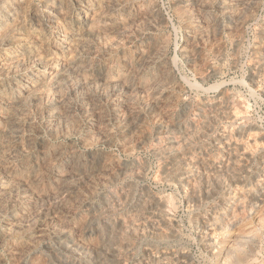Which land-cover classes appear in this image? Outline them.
Here are the masks:
<instances>
[{
  "label": "rangeland",
  "instance_id": "1",
  "mask_svg": "<svg viewBox=\"0 0 264 264\" xmlns=\"http://www.w3.org/2000/svg\"><path fill=\"white\" fill-rule=\"evenodd\" d=\"M6 1L8 2V0H0V12H1L0 13L1 14L0 15V23H1L0 24V54L6 53V52L12 50L14 48V46L18 45V44L24 45V49L25 48H27V49H25V52H24L25 54L23 53V55H19V57L17 59L12 61L13 63L12 62L9 63L6 60L2 59L1 55H0V59H1L0 60L1 61L0 62V67H1L0 72L1 73L5 72L4 75L0 73V75H1L0 81H2V82H0V97H1V95L3 96V99H2V97L0 98V109L2 110V111H0L1 112L0 113V120H1L0 121V136H1L0 137L1 138L0 139V171H2V172H0V183L5 182L4 184H0L1 185L0 189L2 190L3 197H4L3 202L1 204V207H0V264H40V263L45 264L44 262H46V264H63V263L64 264H76V263L77 264H91L92 263V259H91L92 255L93 256H95V255H94V251L92 252L90 250H94L96 248L95 252H98L97 250L100 251L101 249H104L105 247H108V246L111 248L114 246L112 248V252L114 250V252H113L114 258L110 257V255H108L107 259L104 261L105 263L107 262L106 264H115V263L116 264H123V263L124 264H173V263L174 264H264V159H263L264 158V60H263L264 55L262 57V54L264 53L263 52L264 46L262 47V45L264 44V36H263V34H264V28H263L264 27V25H263L264 24V0H257V1L251 0L254 3L251 2L250 0H248V1L247 0H245V1L240 0V2H241L240 6L241 7L239 6V3H240L239 0H231L232 4L235 5L234 7H236L237 10H241V11H238V13L241 14V12H242V14H241L242 18H241V22H239L238 24L233 23L231 25L230 29H229L230 26L227 24V22H224V21H227L224 18L225 15L222 13V11L220 13V10L217 7V1H219V0H212V2H211V0H209V1L208 0L207 1L206 0H204V1L198 0L200 2H196V4H195L196 6L193 5L194 9L191 7L189 9L191 11V12L189 11L190 17H187V18H190L189 22L187 21L188 19L186 20V17H183L182 12H178L177 8H175L177 0H131V1L130 0H123L124 2L122 0H118L119 1L118 4H120V5H118L116 3V2H118L117 0H99V1H101V3H99L98 0H90V1L89 0H82V1L76 0L77 2L75 0H72V1L71 0H64L63 2L65 3L67 10H68V16L69 17L71 16L70 18L73 21L68 22L67 25L57 24L56 26L55 25H49L44 20L43 21H35L31 17V13L33 14V11H36V10L42 8V6H43L42 3H44V0H27L28 1L27 4H26V0H18V1L17 0L16 1L15 0H13V1L9 0L10 3H6ZM108 1H109V3H106ZM114 1H116V2H114ZM132 1H133V3H132ZM227 1H230V0H227ZM235 1H237L236 4H235ZM4 2H5V5H4ZM24 2H25V4H24ZM206 2H209L208 6L206 5L207 4ZM243 2H245L246 4L248 2H250V4L248 3L247 4L248 6L247 5L243 6V4H244ZM114 3H116V4H114ZM197 3H198V5L201 4V6L200 5L198 6ZM22 4L25 6L27 5V6L25 7ZM75 4H76V6H75ZM114 5L116 7H114ZM124 5H126V6H124ZM1 6H2V8H1ZM14 6H17V7L15 8ZM33 6L34 7L36 6L37 9H35ZM77 6H79V7H77ZM144 6H145V8H144ZM197 6L200 9L199 8L197 9ZM203 6H205V7H203ZM237 6L240 7V9L237 8ZM242 6H243L244 10H242L243 9ZM250 6H252V9ZM27 7H28V9H27ZM86 7H87V9H91V12L92 13L94 12V14L95 13H99V14L102 13V12H100L101 9L103 11V13H102L103 16L100 14V16H102L103 18L101 17L100 20H97V22H96V24L98 23L97 25L93 24L91 26L94 28L90 27V29H83V27H82V21H83V14L82 13L86 9ZM104 7H105V9H104ZM127 7H129L130 9ZM206 7L207 8L211 7V8H208L209 9L208 10ZM3 8H5V10ZM13 8H15V9H13ZM99 8H100V10H99ZM107 8H108V10H107ZM111 8H114L115 10L114 9L111 10ZM203 8H205V9L203 10ZM215 8H216V10H215ZM246 9L249 11H247ZM206 10H208V12H206ZM17 11H18V13H17ZM77 11H79V12H77ZM111 11H113V12H111ZM195 11L198 14H196ZM193 12H195V14ZM246 12H248V13L246 14ZM20 13H22V14H20ZM141 13H144V15ZM148 13L149 14L151 13V14L149 15ZM155 13H157V14H155ZM145 14H147V16ZM177 14H179V15H177ZM140 15L143 17H141ZM148 16H149V18H148ZM110 17H112V18H110ZM132 17L134 19L133 21H131ZM201 17H202V19H201ZM205 17L209 21L206 20ZM1 18H3V20ZM10 18H12V19H10ZM24 18H26V20ZM143 18L145 20L142 21ZM211 18L214 20H212ZM16 19H18L20 22L17 21ZM149 19H150V21H149ZM110 20L113 22H111ZM138 20H140L139 23H137ZM146 20L150 23H148ZM32 21L33 22L35 21V22L33 23ZM115 21H117V22H115ZM207 21H208V23H205ZM22 22L25 25H23ZM41 22H44V23H41ZM76 22H77V24H76ZM219 22H221V23H219ZM114 23H115V25H114ZM4 24L7 28H5ZM21 24H22V26H21ZM41 24H44V25H41ZM69 25H70V27H69ZM204 25H205V27H204ZM221 25H222V28H221ZM226 25L228 26V28ZM241 25H242V28L240 27ZM30 26H31V28H30ZM38 26H39V28H38ZM66 26H67V28H66ZM124 26H126L125 28H127V29H125ZM214 26H215V29H214ZM236 26H237V28H236ZM115 27H117V28H115ZM9 28H10V30H9ZM121 28H122V30H121ZM51 29H52V31H50ZM79 29H80V31H79ZM81 29H82V31H81ZM202 29H204V30H202ZM205 29L207 30V32H205L206 31ZM231 29H234V30L232 31ZM238 29H239V31H237ZM66 30L69 31V34L70 33L73 34V37H71V34L69 37V39L71 38L70 39L71 43H77L78 44V48L77 47L74 48L73 52H72V47L68 46L66 43L67 39H64L65 38L64 35H65ZM71 30H72V32H71ZM201 30H202V32H201ZM14 31H16V32H14ZM91 31H94V32H91ZM32 32L34 33V35ZM204 32L206 33V35ZM211 32L214 35H212ZM216 32L219 34H217ZM14 33H16V34H14ZM18 33H20L21 35H19ZM74 33H75V37H74ZM102 33L104 36L102 35ZM106 33H108V34H106ZM109 33H111L112 35ZM116 33H118L119 35H117ZM191 33L196 34L197 37L199 35H201V36H199L195 40L196 41L195 42V41H192L191 39H193L192 37L196 36V35L191 34ZM7 34L8 35L10 34V37ZM99 34H100V36H99ZM11 35H13V36H11ZM93 35H95L96 38ZM16 36H17V38H15ZM126 36H127V39L129 37L130 42L126 39ZM207 36H209V37H207ZM261 36H263V38ZM83 37H85V38L83 39ZM108 37H109V39H108ZM21 39H23V40H21ZM42 39H44V40H42ZM91 39H93L92 42H91ZM118 39H119V41H118ZM259 39H260V41H258ZM2 40L5 42H3ZM19 40H20V43H19ZM27 40H28V42H27ZM214 40L216 42H214ZM16 41H17V43H16ZM108 41L111 42L109 45V47L111 46V49L108 47V44H109ZM120 41H122V42H120ZM119 42L121 43V46L119 45L120 44ZM162 42H163V45H162ZM257 42H259V43L257 44ZM84 43H86L87 46ZM126 43H127V45H126ZM217 43H218V46H217ZM106 44H107V46L105 48L104 46ZM115 44H117V45L115 46ZM157 44H159V45H157ZM160 44L162 46H160ZM81 45H82V47H81ZM113 46H115V47H113ZM148 46H150L149 49H148ZM158 46H160V47H158ZM58 47H59V49H58ZM162 47H163V49L161 50ZM253 47L261 48V51L258 52L261 54V56H260V54L257 53V51L253 50V49H255ZM53 48H57V49H53ZM33 49H35V50H33ZM75 49H78L77 52H75ZM152 49H153V53L151 51ZM201 49H202V51L203 50L204 51L203 52L199 51ZM3 50H4V52H3ZM58 50H59V52H58ZM80 50H82V51H80ZM85 50H87V51H85ZM104 50H106V51H104ZM158 50L160 53L157 52ZM44 51H45V53H44ZM55 51H57V52H55ZM62 51H64V52H62ZM78 51H80V52H78ZM189 51H193L192 53H193L194 57L196 58L197 66L195 69L191 65V63H189L185 59V55ZM206 52H207V54H206ZM253 52H254V55H253ZM87 53L90 56H88ZM49 54H51V55H49ZM77 54L79 57L77 56ZM140 54H142V56ZM147 54H149V56H147ZM150 54L152 57L150 56ZM159 54H161L162 57ZM70 55H73V56H70ZM82 56H84L86 58H83ZM98 56H100V57H98ZM140 56L142 57L143 60L145 58L146 59L143 62H141ZM57 57L59 59L61 58L60 61ZM88 57H90L91 59H89ZM147 57H148V59H150L149 57H151L152 59L154 57V60H152V59L147 60ZM204 57H205V60H202V59H204ZM255 57L257 58V60L260 59L259 61L261 63L259 62L260 66L258 65L256 67V76L254 77V79H251L250 77H251L252 68H253V66H255V63L257 62ZM39 59H40V61H39ZM166 60H167V62H166ZM169 61L170 62L173 61L172 63L174 65V68H173L172 73H170L168 71V67H166V66H168L167 63L168 64L170 63ZM25 62L26 63L28 62V63L26 64ZM44 62L46 64L51 63L50 65H52L54 67H56V64H57L56 68L53 67L50 69L51 71H54V73L56 74L55 75L56 77L53 76L54 73H51L50 76L48 74L44 75L42 73L45 70L44 67L46 66V64ZM65 62H67V63H65ZM73 62H75V63H73ZM79 62L81 65L78 64ZM71 63L75 67V69H74V67L70 68L72 66ZM143 63H145L149 67L144 66L145 64H143ZM204 63H206V64H204ZM262 63H263V65H262ZM63 64L66 67H64ZM203 64H204V66H202ZM23 65H24V67H23ZM16 66H17V68H16ZM82 66H84V67L82 68ZM130 66L132 68H130ZM9 67H10V69H9ZM63 67H64V69H63ZM86 67H88L89 69ZM127 67H128V69H127ZM191 67H193V68H191ZM20 68H21V70H20ZM149 68H150V70H149ZM259 68H260V70H259ZM22 69H23V71H22ZM69 69H71L72 71ZM80 69L83 71H81ZM10 70H11V72H10ZM55 70H57V71L55 72ZM105 70H106V72H103ZM161 70L162 71L166 70V71L162 72ZM17 71H18V73H17ZM28 71H29V73H28ZM69 72H70V74H69ZM140 72H141V74H140ZM161 72H162V76L159 75V74H161ZM138 73H139V75H138ZM142 73H144V74H142ZM35 74H40V76H39V81L37 82V84L35 86V88H36L35 94L31 95V93H29L25 90L26 89L25 85H27L29 83L30 78ZM61 74H63V75H61ZM78 74L80 76H83V74H84L85 76L80 77ZM163 74H166V75H163ZM24 75H25V77H24ZM60 75L63 77H61ZM71 75H72V77H71ZM102 75L104 77L106 76L105 79L101 78V77H103ZM134 75L136 77V78L134 77L135 79L133 78ZM143 75L144 76L146 75V76L144 77ZM51 76H53L54 78ZM65 76H66V78H65ZM68 76L70 79H68ZM151 76H152V78H151ZM5 77H7V78H5ZM41 77H43V78H41ZM76 77H77V79H76ZM85 77H87L89 79L85 80ZM143 77H144V79H143ZM64 78H65V80H64ZM120 78H121V80H120ZM124 78H126V79L128 78L129 80L128 79L126 80ZM137 78L138 79L141 78V79L138 80ZM147 78H150V79L148 80ZM171 78L173 80H171ZM103 79L104 80L107 79L106 80L107 82L104 81ZM152 79H153V81H152ZM158 79L161 81L160 83H159ZM72 80H77V81H72ZM122 80L123 81L125 80L126 82L127 81L128 82L124 83ZM253 80H254V82H253ZM48 81H50V82H48ZM57 81L59 83H63V85L59 84ZM86 81L89 84H87ZM100 81H102V82H100ZM129 81H130V83H129ZM154 81H156V83ZM163 81H164V84H165V82H167L168 85H166V84L164 85ZM251 81H252V83H251ZM10 82H13L14 84L10 83ZM77 82L80 84H78ZM121 82H123V83H121ZM136 82L138 84H136ZM143 82H144V84H143ZM187 82H190V83H187ZM193 82H195V83H193ZM223 82H224V84H223ZM66 83H67V85H66ZM119 83L121 85H119ZM141 83L143 86L146 85L144 87H147V89L144 88L143 86H141ZM148 83H149V86L151 83V86L149 87L150 89H148ZM158 83H159V85H158ZM170 83H172V85ZM102 84H104V85H102ZM131 84H132V87L130 86ZM161 84H162V86H161ZM174 84L176 87L174 86ZM48 85L50 87H48ZM68 85L70 87L71 86L72 87L70 88ZM126 85H128V86H126ZM135 85H136V87H135ZM153 85H154V87H152ZM2 86H4V87H2ZM62 86H65V87H62ZM87 86H88V88H87ZM121 86L123 87V89L124 88L125 89L123 90L121 88ZM166 86H169V89ZM53 87H54V89H53ZM57 87H59L58 91H57ZM82 87L85 89L83 90ZM114 87H116V89ZM138 87H141V88H138ZM156 87H157V89H155ZM163 87H166L168 89V91L166 92L167 94L165 95L166 97L164 96L163 100L160 99L161 101L159 100L160 101L159 104H155L156 102L152 103L151 100L155 101V97H157L156 94L159 93L158 90L161 91L163 89ZM215 87H217V88H215ZM17 88H18V90H17ZM47 88H50V89L47 90ZM111 88H113V90ZM128 88L130 90L131 89L132 90L130 91ZM151 88L154 90L152 91ZM219 88H224L225 91L228 92L227 94H230L232 96V99L234 101L237 100L238 103L237 102L235 103L233 101L234 102L233 107L236 110H238V109L239 110L237 112L233 108L234 109L233 112L235 113V115L237 114L238 116L236 115V118H235L236 120L234 119V120L223 121L224 119L223 120L221 119V121H223V122H221L220 120H216L214 123L215 126L213 124H211V126H209L210 127L209 128L208 125L210 123L207 124L208 123L207 119H209V117H208L207 112H205L204 107H202V106L206 100H210L208 98H211L213 100L218 95V89ZM61 89L62 90L64 89L63 91L65 94L62 92ZM73 89H74V91H73ZM139 89L144 91V94H142L143 92L140 91ZM59 90L61 92H59ZM119 90H120L121 94H120ZM182 90H184V91H182ZM22 91H24V92H22ZM38 91L40 93L42 92L39 96H37L39 94ZM129 91H130V93H128ZM147 92L148 93L150 92V93L148 94ZM154 92H156V94H154ZM7 93H8V96H7ZM55 93H56V95H54ZM151 93L156 95V96H153ZM129 94H130V97H129ZM50 95H51V97H50ZM61 95H63L64 98L61 97ZM27 96H28V98H27L28 100H26V98H25ZM66 96L68 99L65 98ZM48 97L51 99H49ZM126 97H127V99H128V97L129 98L132 97L133 99H130V101H129V99L127 100ZM44 98L46 100H43ZM57 98H58V100H57ZM17 99H21V101H20L21 104L20 103L15 104L16 103L15 101ZM52 99H53V101H52ZM105 99H106V101H105ZM109 99H111V100H109ZM177 99L178 100L180 99V100L177 101ZM183 99H185V100H183ZM239 99H240V101H239ZM107 100H108V102H107ZM28 101H29V103L24 104V102H28ZM47 101H49V102L47 103ZM57 101H59L60 103ZM113 101H114V103H113ZM126 101H128L127 103L128 104L130 103V104L128 105L126 103ZM34 102H36V103H34ZM149 102H151L153 105ZM167 102L169 104V105L167 104L168 106L165 104ZM3 103H5V104H3ZM45 104H47V105H45ZM52 104H53V107L55 106L54 108L52 107ZM104 104L105 105L107 104L106 105L107 107ZM118 104H119V106H118ZM132 104H134V105H132ZM161 104H163V105H161ZM31 105H32V107H31ZM65 105H66V108L64 107ZM99 105H101L102 107L104 106L105 108L104 107L101 108ZM127 105L129 106V108L133 107V108H131L132 110L128 109ZM130 105H132V106H130ZM10 106H11V109H10ZM49 106H51V107H49ZM112 106H114L113 107L114 109L112 108ZM188 106H190V107H188ZM149 107H151V108H149ZM178 107H180V108H178ZM181 107L184 109H182ZM238 107H240V108H238ZM3 108H4V110H3ZM19 108H20V110H19ZM94 108H96V109H94ZM160 108H162V109H160ZM172 108L174 109V111ZM14 109H16L17 112ZM64 109H66V110H64ZM69 109H70V111H69ZM97 109H100V110L97 111ZM106 109L108 112L105 111ZM124 109H125V111H124ZM152 109H154V110H152ZM240 109H242V110H240ZM52 110H54V112H52ZM120 110H121V112L123 110L122 114H120L121 113ZM133 110L135 113L132 112ZM157 110H158V112H157ZM161 110H162V112H161ZM196 110H198V111H196ZM9 111H11V112H9ZM57 111L58 112L60 111V112L58 113ZM103 111L106 112V115H105V112H103ZM126 111H127V113H126ZM128 111H129V113H128ZM152 111H154V112H152ZM239 111H241V113ZM111 112H114V113H112L113 115L111 114ZM116 112L118 115L116 114ZM189 112H190V114H188ZM199 112H201V113H199ZM57 113H58V115H57ZM137 113H139V114H137ZM162 113H163V115H162ZM11 114H12V117L10 118ZM48 114H49V116H48ZM52 114L54 115V117ZM64 114H66V115H64ZM109 114H110V116H109ZM167 114H169V115H167ZM203 114H205V115H203ZM8 115H9V117H8ZM90 115L92 116V118L90 117ZM102 115H103V117H102ZM131 115H132V117L133 116L134 117L132 118ZM135 115H137L138 117ZM174 115L177 117H175ZM183 115L185 116V120L187 119L186 121L184 120ZM198 115H199V117H198ZM16 116H19V117H16ZM106 116H108V117H106ZM113 116H116V117H113ZM187 116H189V118H187ZM50 117H51V119H50ZM96 117H98L100 119H98ZM127 117H129V118H127ZM162 117H164V118H162ZM167 117L170 119H166ZM205 117H206V119H204ZM16 118H17V120H16ZM18 118H19V120H18ZM52 118H56L58 121L55 119L52 122ZM66 118H67V120H65ZM110 118H112V119H110ZM124 118H126V120ZM161 118H162V120H159ZM201 118H203L204 121L207 120L206 121L207 123L206 122L204 123L203 119H201ZM85 119L86 120L88 119L89 121L87 120L88 121L87 122V121H85ZM120 119H122L121 120L122 122L118 123V121H120ZM91 120H92V122H90ZM98 120H100V121H98ZM104 120H105V122H104ZM179 120H180V122L181 121L184 122L183 125H185V126L189 125V128H188L189 131H187L186 134L184 132H183V134L181 132H180L181 134H179L178 128H177L178 122L176 123V121H179ZM126 121H128V123L129 122L130 123L126 124L127 123ZM187 121H191V122H187ZM218 121H219V123H218ZM95 122H97V123H95ZM168 122H170V123H168ZM202 122L204 123V125H201ZM51 123H53L52 124L53 126L51 125ZM87 123H89V124H87ZM115 123H117V124H115ZM174 123H176V124H174ZM195 123H197V124L195 125ZM216 123H217V125H216ZM170 124H173V126ZM198 124H200V126H201L199 129L197 128V127H199ZM230 124H232V125H230ZM97 125H99V126H97ZM136 125L139 126V129L137 128ZM15 126L17 128H15ZM175 126H176V128H175ZM195 126H197V127L194 130ZM247 126H250V128L253 126L252 127L253 128V132H252L253 134L248 133L249 127H247ZM215 127L217 130L215 129ZM222 127L223 128L225 127V128L223 129ZM227 127H229V128H227ZM230 127H232V128L230 129ZM18 128H20V129H18ZM119 128H121V129H119ZM126 128L129 130H127ZM133 128H134V130H133ZM164 128H165V130H164ZM167 128L171 129V130L169 129L170 133H169V130L167 131ZM204 128H206V129H204ZM236 128H238V130L240 129L239 131H241V132L244 131L240 138L235 137V135H236L235 133L238 132V130ZM16 129H17V131H16ZM172 129H174V130H172ZM200 129L202 131V134L204 133L206 136L204 134L202 136ZM228 129H230V130H228ZM254 129H256V130H254ZM159 130H161V131H159ZM205 130H207V132ZM123 131H124V133H123ZM190 131H192V134ZM194 131L197 134H195ZM10 132H17V133L13 134ZM131 132L132 133L134 132L133 135ZM217 132H219V133H217ZM221 132H223V134H225V140H227L226 141L227 143H231V142L235 141V139H236L235 142L237 144L241 143L240 146L243 147V149L248 148L247 151L244 149L245 156L243 158L246 160L241 158V159H239L240 161L239 160L236 161L235 163L238 162L237 164H233V165L229 166L230 171L228 170L226 172L224 169H221V170L215 171L214 175H213V172H211V173H209L210 175L206 174V178H205V176L201 177V175L203 174V171L200 170L201 168L198 166V164H196V160H198V158H200V157H205V155H206V158H208V160L211 159L210 161H212V162H218V165L220 164L221 167L225 166V163H226L224 160L225 157L223 156V152H221V150L218 146L219 144L217 142L218 137H219ZM233 132H235V133L233 134ZM245 132H246V134H245ZM18 133H19V135H18ZM166 133L168 136L165 135ZM187 133L189 134V136L187 135ZM228 133L230 136H228ZM135 134H137V135H135ZM184 134L192 142L188 141V139L185 138ZM207 134H209V135H207ZM250 134H252L253 137ZM9 135H10V137H9ZM178 135H180V141L182 140L181 142L178 140L179 139ZM126 136H128V137H126ZM181 136H182V139H181ZM214 136H216V137H214ZM250 136L253 138V140L251 139ZM2 137H5V138H2ZM260 137H261V139H260ZM126 138L128 140H126ZM210 138H211V140H209ZM230 138H231V140H230ZM233 138H235V139H233ZM254 138L258 141H254L255 140ZM153 139L156 141H154ZM158 139H160L161 144H159V141H157ZM165 139H167V140H165ZM173 139L175 141H173ZM185 139H187V140H185ZM152 140H153V142H152ZM168 140H170V141H168ZM2 141H3V143H2ZM193 141H194V143H193ZM211 141H212V143H210ZM250 141H253V142H250ZM155 142H156V144L158 143L157 145L159 147L157 145H155ZM176 142H177V145L174 144ZM200 142L202 143L203 146L201 145ZM204 143H205V145H204ZM11 144L13 147L11 146ZM185 144H187L188 146H186ZM165 146H167V147H165ZM173 146H175V147H173ZM11 147H12V149H11ZM212 147H215V148H212ZM5 148H7L8 151ZM180 148H182V149H180ZM197 148H200V149L197 150ZM218 148H219V150H218ZM155 149H157L158 152ZM186 149H188V150H186ZM207 149L210 151H208ZM173 151H174V153H173ZM5 152L8 154L10 153V155L6 154ZM14 152H15V154H14ZM11 153H13V154H11ZM176 153L177 154H179V153L183 154L184 153V154H187V156L189 155L188 161L189 162L191 161L190 164L193 166H191L190 164H188V162H186V168H185V165H184L185 163L179 162V159L176 157ZM206 153H208V154H206ZM3 154H5V155H3ZM191 154H192V156H191ZM196 154L198 155V157ZM12 155L14 156V158ZM171 155H172V157L170 158ZM3 156H7V157H5V159H4ZM76 156H78V157L76 158ZM194 156H196V157H194ZM209 156H210V158H209ZM218 156H220V157H218ZM222 156H223V158H221ZM91 157L94 159H92ZM249 157H251V158H249ZM257 157L260 161L257 159ZM260 157L262 158L263 161L261 160ZM216 158H217V160H216ZM218 158H221V159L219 160ZM8 159H11V160H8ZM89 159H91V161ZM223 160H224V162H223ZM81 161H83L82 164H81ZM86 161H88L89 163L88 162L86 163ZM106 161H107V163H106ZM175 161H177L179 164L176 163ZM193 161L195 162L194 164H193ZM241 161H243V162H241ZM103 162H105L106 164ZM171 162H173V163H171ZM2 164L6 165V166H4ZM128 164H129V168H128ZM1 165L4 166L5 168L2 167ZM60 165H61V167H60ZM188 165H190V166H188ZM234 165L236 166L235 168L238 170H236L234 168ZM240 166H241V170H240ZM254 166H255V168H254ZM182 167H183V170H182ZM189 167H190V169H192L194 171L193 172H192V170L190 171ZM89 168L91 171L89 170ZM175 168H177V169H175ZM124 169H125V171H126V169L128 171H126V173H124V171H122ZM5 170H7V171H5ZM238 171H239V173H237ZM248 171H250V172H248ZM13 172H14V174H13ZM91 172H93L94 174L93 173L91 174ZM78 173H79V175H77ZM87 173H89L91 175H88ZM216 173H217V177H216ZM235 173H236V175H235ZM247 173H249V175ZM252 173H254V174H252ZM132 174H134V175H132ZM187 174H188V176H187ZM218 174L221 175L223 178L221 176H219ZM225 174L228 175L230 178L228 176H226ZM238 174H240V175H238ZM243 174H245L244 175L245 177L243 176ZM20 175L22 177H20ZM71 175H72V178L74 179V181H73V179H71ZM192 175H193V177H192ZM234 175L236 178L234 177ZM4 176L6 178H4ZM11 176H13L14 179ZM75 176H76V178H75ZM61 177L63 178V180ZM137 177H140V178H137ZM190 177H191V179H190ZM207 177H208V179H207ZM226 177L228 178V180H226V182H225ZM7 178H8V180H7ZM20 178H22V179H20ZM59 178H61V179H59ZM98 178L99 179L104 178V179H101L99 181ZM244 178L246 181L244 180ZM1 179H2V181H1ZM78 179H79V181H78ZM230 179H232V180H230ZM27 180H28V182H27ZM80 180L82 183L80 182ZM194 180H196V181H194ZM15 181H17V182H15ZM103 181H105V182H103ZM30 182H32V183L30 184ZM77 182H79V183L77 184ZM205 182L210 183L212 186L210 184L205 183ZM14 183H16V184H14ZM74 183H76V184H74ZM8 184L10 185V187ZM191 184H193V185H191ZM199 184L200 185L203 184V185L200 186ZM232 184H234V185H232ZM2 185H6V187L5 186L2 187ZM24 186L27 187L26 189H28V188L29 189L26 190ZM192 186H194V187L192 188ZM203 186L204 187L207 186L208 188L207 187L204 188ZM14 187H15L16 191L14 190ZM20 187L22 190L20 189ZM126 187H127V189H126ZM16 188L17 189L19 188V189L17 190ZM196 188H198V190ZM203 188H204V190H203ZM224 188H225V190H224ZM142 189H143V192H142ZM191 189H193V190H191ZM205 190L209 191V192L205 193ZM210 190H212V191H210ZM21 191H23V192H21ZM252 191H254V192H252ZM4 192H6V193H4ZM111 192H112V194H111ZM226 192H227V194H226ZM156 193H157V195H156ZM193 193H195V196ZM204 193L208 197L203 196ZM5 194L8 196H6ZM19 194H20V196H18ZM23 194H25L26 196ZM120 194H122V195H120ZM147 194L148 195L150 194V195L148 196ZM153 195H154V197H157L158 195L159 196L165 195L164 197H167V198H165V200H167L166 203H169V202L174 203L172 205H170L171 203L169 204L170 210H168L166 214L162 213L160 211V209H158L155 206H154L155 209L153 210V212H152V210L149 209L150 207H151V209H153L152 208L153 206L151 205V203H153V202H151V200H152L151 196H153ZM168 195H169V198H168ZM249 195H251V196H249ZM109 196H111V197L113 196V197L109 198ZM193 196H194L195 200H194ZM260 196H262L263 198ZM8 197H10V198L8 199ZM103 198H105V199H103ZM116 198H118V199H116ZM119 198H121V199H119ZM143 198H144L145 202L143 201ZM146 198H148V199H146ZM246 198H247L248 202L246 201ZM10 199H14V200L16 199V200L14 201V200H10ZM170 199H171V201H169ZM111 200L114 202L113 204H112ZM147 200H149V201H147ZM222 200H224V201H222ZM15 202H16V204H15ZM94 202H96V203H94ZM142 203H143V205H142ZM144 203H146L147 205L145 206ZM114 204H115V208L113 209ZM137 204H139V205L137 206ZM6 205H8V206H6ZM2 206H4V207H2ZM9 206H10V208H9ZM233 206H234V208H233ZM87 207H88V209H87ZM142 207H144V208H142ZM116 208H117V211L115 212ZM145 208L149 209L150 211H148ZM156 208H157V210H156ZM111 209L113 210V212ZM171 209H174V210H171ZM83 210H84V213L87 215L84 218H83V216H84ZM107 210H108V212H107ZM118 210H120V212H119L120 214L118 213ZM79 211H80V213H79ZM105 211H106V214L104 213ZM6 213H8V215ZM99 213H102V214H99ZM135 213H137V214H135ZM156 213H160V214L157 215ZM131 214L132 215L134 214L132 217L135 216L134 218H136V219H134V220H136L135 222H137V223H134V220L132 218H130ZM160 215H162L163 217L162 216L160 217ZM81 216L83 219L81 218ZM105 216H107V217L105 218ZM145 216H147L151 222H154V219H155V222H154L155 225L149 226L146 223H143V221H145V218H146ZM87 217L90 220H88ZM100 217H101V219H100ZM112 217H113V219H112ZM137 217H139V218L137 219ZM142 217H143V219H142ZM166 217L168 219L170 218L168 220V222H167ZM118 219H120V220H118ZM83 220H86L87 222L83 221ZM129 220H130V222H131V220H133L132 221L133 223L132 222L128 223ZM161 220L163 221V223L161 222ZM99 221H101V222H99ZM84 222H85V224H84ZM210 222H211V224H209ZM58 223H59V225H58ZM66 223H67V225H69V228H70L69 231H68V229H69L68 226L66 227L65 225H62V224H66ZM100 223H101V225H100ZM138 223L139 224L141 223L140 224L141 226ZM132 224H138L139 227L136 225L132 226ZM204 224H205V226H204ZM79 225H81V226H79ZM94 225L95 226L97 225V227L98 228L100 227V229H98ZM104 225L108 226V228ZM112 225L114 227H112ZM122 225H124V226L126 225V226L124 227ZM84 226L86 227V229H84L85 228ZM89 227H90V229H89ZM123 227L129 229V231L127 229H125V230L122 229ZM132 227H133V230H132ZM137 227L139 229H141L142 233H140V231L138 230ZM148 227H150V228H148ZM151 227L152 228L155 227L156 229L155 228L152 229ZM158 227H160V228H158ZM109 228H111V229H109ZM112 228H117V229L119 228V229L117 230V229H112ZM103 229H105L106 231ZM151 229L153 232L155 231L154 232L155 234L157 233L156 236L152 231H150ZM55 230H57V231L55 232ZM78 230H80L79 234L77 233ZM157 230H159V231L157 232ZM59 231L66 232L68 235L72 234L73 235V236L71 235L72 237L77 236L75 238L80 239V241L82 240L81 241L82 244L86 245V246L84 245L85 248H87V249L91 248L90 250H88V253H87L89 256L88 255L86 257L83 256L87 252V250H84V248L83 249L78 248V250L76 249L74 251L75 253L73 251L65 249V247L62 246L63 245V242H61L62 239H59V237H58L57 232H59ZM92 231H94V232H92ZM137 231H139V232H137ZM176 231H177V233H176ZM88 232L90 233V235ZM97 232L99 235H97ZM99 232H101V233H99ZM115 232H117L118 234ZM121 232H123V233H121ZM151 232H152V234H151ZM174 232L176 234H174ZM76 233H77V235H76ZM108 233L110 235V236L108 235L109 237L107 236ZM127 233L130 235H128ZM205 233H207L206 236H205ZM114 234H116V235H114ZM210 234H212V236H210ZM120 235H123L122 238H125V240L122 239ZM162 235H164V236H162ZM113 237L116 240H114ZM99 238H101V239H99ZM110 238L113 240H111ZM119 238H121L122 240ZM55 239H56V241H55ZM87 239L90 241V243ZM127 239H129V240H127ZM121 241H123V242H121ZM213 241H215V242H213ZM101 242L104 244V246L106 244L108 246H105V247L103 246L104 248L101 247L103 245ZM106 242H108V243H106ZM111 242H112V244H111ZM203 242L206 243L207 245L204 244ZM119 243H120V245H119ZM122 243L124 246L122 245ZM127 243H128V245H127ZM89 244H91V245L89 246ZM115 244H117V246L119 245L118 248H120V247L121 248L120 249L116 248L117 246H115ZM92 245H93V247H92ZM95 245H96V247H95ZM208 245L210 247H208ZM125 247H127V248H125ZM205 247H207V249ZM60 248H61V250H60ZM115 249H117V250H115ZM69 251L71 253H69ZM118 251H120V252H118ZM124 251L126 254L123 253ZM56 252H58L60 254H58ZM76 252H78V253H76ZM90 252H92V253H90ZM82 253H83V255H82ZM64 255H66V256H64ZM71 256H73L75 259ZM55 257H56V259H55ZM81 258H83L84 260ZM87 258H90V259H87ZM170 260L172 261V263ZM58 261H59V263H58ZM81 261H82V263H81Z\"/></svg>",
  "mask_w": 264,
  "mask_h": 264
},
{
  "label": "bare ground",
  "instance_id": "2",
  "mask_svg": "<svg viewBox=\"0 0 264 264\" xmlns=\"http://www.w3.org/2000/svg\"><path fill=\"white\" fill-rule=\"evenodd\" d=\"M10 1H13V0H10ZM15 1H16V0H15ZM17 1H18V0H17ZM63 1H64V0H48V1H47V0H44V3H42V4H43L42 8H41V9H38V10H36V11H33V14L31 13V17H32L35 21H43V20H44V21H45L46 23H48L49 25H55V26H56L57 24H59V25H60V24L67 25L68 22H72L73 20L70 18L71 16H70V17L68 16V10H67V7H66V5H65V3H64ZM71 1H72V0H71ZM75 1H76V0H75ZM81 1H82V0H81ZM89 1H90V0H89ZM98 1H99V0H98ZM117 1H118V0H117ZM122 1H123V0H122ZM130 1H131V0H130ZM203 1H204V0H203ZM206 1H207V0H206ZM208 1H209V0H208ZM241 1H245V0H241ZM247 1H248V0H247ZM247 1H246V2H247ZM250 1H251V0H250ZM253 1H254V0H253ZM253 1H251V2H253ZM256 1H257V0H256ZM256 1H255V2H256ZM27 2H28V1L26 0V4H27ZM76 2H77V1H76ZM111 2H112V1H111ZM111 2H110V3H111ZM114 2H116V1H114ZM120 2H121V1H120ZM123 2H124V1H123ZM135 2H136V1H135ZM143 2H144V1H143ZM143 2H142V3H143ZM196 2H200V1H198V0H177V3H176L175 8H177L178 12H182L183 17H186V20L188 19L187 21L189 22L190 18H187V17H190V16H189V11H190L189 9H190V7L194 9L193 5H195ZM211 2H212V0H211ZM236 2H237V1H235V4H236ZM239 2H240V0H239ZM1 3H2V2H1ZM6 3H10L9 0H8V2L6 1ZM20 3H21V2H20ZM20 3H19V4H20ZM66 3H67V2H66ZM82 3H83V2H82ZM92 3H93V2H92ZM95 3H96V2H95ZM99 3H101V1H99ZM106 3H109V1L106 2ZM116 3L118 4L119 1L116 2ZM116 3H114V4H116ZM121 3H122V2H121ZM132 3H133V1H132ZM138 3H139V2H138ZM144 3H145V2H144ZM206 3H207L206 5L208 6V5H209V4H208L209 2H206ZM243 3H244L243 6H244V5H247L248 3L250 4V2H248L247 4H246L245 2H243ZM253 3H254V2H253ZM14 4H15V3H14ZM24 4H25V2H24ZM29 4H30V3H29ZM67 4H68V3H67ZM70 4H71V3H70ZM79 4H80V3H79ZM111 4H112V3H111ZM135 4H136V3H135ZM240 4H241V2L239 3V6H240ZM2 5H3V4H2ZM4 5H5V2H4ZM4 5H3V6H4ZM20 5H21V4H20ZM20 5H19V6H20ZM22 5H23V4H22ZM30 5H31V4H30ZM33 5H34V4H33ZM88 5H89V4H88ZM105 5H106V4H105ZM118 5H120V4H118ZM142 5H143V4H142ZM144 5H145V4H144ZM197 5H198V3H197ZM199 5L201 6V4H199ZM199 5H198V6H199ZM204 5H205V4H204ZM23 6H25V5H23ZM26 6H27V5H26ZM26 6H25V7H26ZM38 6H39V5H38ZM69 6H70V5H69ZM71 6H72V5H71ZM75 6H76V4H75ZM106 6H107V5H106ZM124 6H126V5H124ZM130 6H131V5H130ZM149 6H150V5H149ZM195 6H196V5H195ZM198 6H197V9L199 8ZM234 6H235V5L232 4L231 0H230V1H227V0H219V1H217V7H218V9L220 10V13H221V11H222V13L225 15L224 18H225V20H227V21H224V22H227V24L230 26L229 29L231 28V25H232L233 23H237V24H238L239 22H241V18H242V17H241V16H242V15H241L242 12H241V14L238 13V11H241V10H237L236 7H234ZM243 6H242V8H243ZM247 6H248V5H247ZM6 7H7V6H6ZM6 7H5V8H6ZM14 7L16 8L17 6H14ZM33 7H34V6H33ZM77 7H79V6H77ZM96 7H97V6H96ZM107 7H108V6H107ZM111 7H112V6H111ZM114 7H116V6L114 5ZM119 7H120V6H119ZM131 7H132V6H131ZM152 7H153V6H152ZM203 7H205V6H203ZM214 7H215V6H214ZM214 7H213V8H214ZM240 7H241V6H240ZM240 7L237 6V8H239V9H240ZM245 7H246V6H245ZM250 7H251V9H252V6H250ZM1 8H2V6H1ZM5 8H3V9L5 10ZM15 8H13V9H15ZM23 8H24V7H23ZM34 8L37 9L36 6H35ZM71 8H72V7H71ZM73 8H74V7H73ZM81 8H82V7H81ZM127 8H129V7H127ZM136 8H137V7H136ZM144 8H145V6H144ZM144 8H143V9H144ZM206 8H207V7H206ZM208 8H211V7H208ZM208 8H207V9H208ZM248 8H249V7H248ZM7 9H8V8H7ZM9 9H10V8H9ZM21 9H22V8H21ZM21 9H20V10H21ZM24 9H25V8H24ZM27 9H28V7H27ZM35 9H34V10H35ZM104 9H105V7H104ZM112 9H114V8H111V10H112ZM129 9H130V8H129ZM133 9H134V8H133ZM193 9H192V10H193ZM199 9H200V8H199ZM204 9H205V8H203V10H204ZM31 10H32V9H31ZM71 10H72V9H71ZM71 10H70V11H71ZM93 10H94V9H93ZM96 10H97V9H96ZM99 10H100V8H99ZM107 10H108V8H107ZM114 10H115V9H114ZM117 10H118V9H117ZM120 10H121V9H120ZM120 10H119V11H120ZM131 10H132V9H131ZM134 10H135V9H134ZM140 10H141V9H140ZM195 10H196V9H195ZM201 10H202V9H201ZM208 10H209V9H208ZM208 10H206V12H208ZM215 10H216V8H215ZM242 10H244V8H243ZM246 10H247V9H246ZM253 10H254V9H253ZM24 11H25V10H24ZM119 11H118V12H119ZM147 11H148V10H147ZM152 11H153V10H152ZM154 11H155V10H154ZM247 11H249V10H247ZM21 12H22V11H21ZM26 12H27V11H26ZM73 12H74V11H73ZM73 12H72V13H73ZM77 12H79V11H77ZM100 12L103 13L102 9L100 10ZM107 12H108V11H107ZM111 12H113V11H111ZM137 12H138V11H137ZM190 12H191V11H190ZM195 12H196V11H195ZM195 12H193V13L195 14ZM203 12H204V11H203ZM203 12H202V13H203ZM218 12H219V11H218ZM0 13H1V12H0ZM17 13H18V11H17ZM23 13H24V12H23ZM72 13H71V14H72ZM102 13H100V14L102 15ZM105 13H106V12H105ZM151 13H152V12H151ZM151 13H150V14H151ZM244 13H245V12H244ZM247 13H248V12H246V14H247ZM249 13H250V12H249ZM20 14H22V13H20ZM24 14H25V13H24ZM26 14H27V13H26ZM79 14H80V13H79ZM82 14H83V21H82V27H83V29H90V27H91L93 24H96L97 20H100L101 17L103 16V15L100 16L99 13H95V14H94V12L92 13V12H91V9H87V7H86V9L83 11ZM106 14H107V13H106ZM109 14H110V13H109ZM130 14H131V13H130ZM132 14H133V13H132ZM141 14L144 15V13H141ZM148 14H149V13H148ZM150 14H149V15H150ZM153 14H154V13H153ZM155 14H157V13H155ZM196 14H198V13L196 12ZM211 14H212V13H211ZM0 15H1V14H0ZM6 15H7V14H6ZM10 15H11V14H10ZM12 15H13V14H12ZM75 15H76V14H75ZM121 15H122V14H121ZM125 15H126V14H125ZM128 15H129V14H128ZM145 15L147 16V14H145ZM177 15H179V14H177ZM203 15H204V14H203ZM249 15H250V14H249ZM28 16H29V15H28ZM72 16H73V15H72ZM140 16H141V15H140ZM155 16H156V15H155ZM194 16H195V15H194ZM198 16H199V15H198ZM210 16H211V15H210ZM25 17H26V16H25ZM31 17H30V18H31ZM76 17H77V16H76ZM104 17H105V16H104ZM112 17H113V16H112ZM112 17H110V18H112ZM136 17H137V16H136ZM136 17H135V18H136ZM141 17H143V16H141ZM141 17H140V18H141ZM144 17H145V16H144ZM150 17H151V16H150ZM206 17H207V16H206ZM206 17H205V18H206ZM214 17H215V16H214ZM221 17H222V16H221ZM5 18H6V17H5ZM16 18H17V17H16ZM19 18H20V17H19ZM21 18H22V17H21ZM32 18H31V19H32ZM102 18H103V17H102ZM106 18H107V17H106ZM110 18H109V19H110ZM123 18H124V17H123ZM123 18H122V19H123ZM146 18H147V17H146ZM148 18H149V16H148ZM152 18H153V17H152ZM192 18H193V17H192ZM243 18H244V17H243ZM1 19L3 20V18H1ZM10 19H12V18H10ZM24 19L26 20V18H24ZM77 19H78V18H77ZM77 19H76V20H77ZM117 19H118V18H117ZM117 19H116V20H117ZM125 19H126V18H125ZM138 19H139V18H138ZM201 19H202V17H201ZM201 19H200V20H201ZM209 19H210V18H209ZM211 19H212V18H211ZM5 20H6V19H5ZM16 20L19 21L18 19H16ZM27 20H28V19H27ZM119 20H120V19H119ZM133 20H134V19H133V17H132V20H131V21H133ZM135 20H136V19H135ZM143 20H145V19L143 18L142 21H143ZM186 20H185V21H186ZM206 20H208V19L206 18ZM206 20H205V21H206ZM212 20H214V19H212ZM30 21H31V20H30ZM35 21H34V22H35ZM110 21H111V20H110ZM131 21H130V22H131ZM139 21H140V20H138L137 23H139ZM142 21H141V22H142ZM146 21H147V20H146ZM149 21H150V19H149ZM187 21H186V22H187ZM208 21H209V20H208ZM208 21L205 22V23H208ZM242 21H243V20H242ZM245 21H246V20H245ZM19 22H20V21H19ZM23 22H24V21H23ZM23 22H22V24H23ZM32 22H33V21H32ZM34 22H33V23H34ZM111 22H113V21H111ZM115 22H117V21H115ZM119 22H120V21H119ZM147 22H148V21H147ZM191 22H192V21H191ZM41 23H44V22H41ZM78 23H79V22H78ZM101 23H102V22H101ZM123 23H124V22H123ZM132 23H133V22H132ZM142 23H143V22H142ZM148 23H150V22H148ZM148 23H147V24H148ZM213 23H214V22H213ZM219 23H221V22H219ZM242 23H243V22H242ZM0 24H1V23H0ZM22 24H21V26H22ZM76 24H77V22H76ZM76 24H75V25H76ZM97 24H98V23H97ZM97 24H96V25H97ZM112 24H113V23H112ZM112 24H111V25H112ZM117 24H118V23H117ZM127 24H128V23H127ZM135 24H136V23H135ZM145 24H146V23H145ZM216 24H217V23H216ZM225 24H226V23H225ZM17 25H18V24H17ZM23 25H25V24H23ZM28 25H29V24H28ZM41 25H44V24H41ZM59 25H58V26H59ZM79 25H80V24H79ZM114 25H115V23H114ZM131 25H132V24H131ZM148 25H149V24H148ZM201 25H202V24H201ZM201 25H200V26H201ZM205 25H206V24H205ZM205 25H204V27H205ZM223 25H224V24H223ZM239 25H240V24H239ZM245 25H246V24H245ZM263 25H264V24H263ZM4 26H5V24H4ZM35 26H36V25H35ZM129 26H130V25H129ZM134 26H135V25H134ZM139 26H140V25H139ZM145 26H146V25H145ZM206 26H207V25H206ZM208 26H209V25H208ZM226 26H227V25H226ZM226 26H225V27H226ZM234 26H235V25H234ZM237 26H238V25H237ZM237 26H236V28H237ZM1 27H2V26H1ZM24 27H25V26H24ZM32 27H33V26H32ZM45 27H46V26H45ZM69 27H70V25H69ZM71 27H72V26H71ZM74 27H75V26H74ZM82 27H81V28H82ZM120 27H121V26H120ZM125 27H126V26H124V28H125ZM198 27H199V26H198ZM212 27H213V26H212ZM240 27L242 28V25H241ZM5 28H7V27L5 26ZM30 28H31V26H30ZM38 28H39V26H38ZM66 28H67V26H66ZM66 28H65V29H66ZM75 28H76V27H75ZM91 28H94V27H91ZM115 28H117V27H115ZM128 28H129V27H128ZM190 28H191V27H190ZM206 28H207V27H206ZM221 28H222V25H221ZM223 28H224V27H223ZM227 28H228V26H227ZM232 28H233V27H232ZM236 28H235V29H236ZM238 28H239V27H238ZM261 28H262V27H261ZM263 28H264V27H263ZM16 29H17V28H16ZM24 29H25V28H24ZM34 29H35V28H34ZM41 29H42V28H41ZM97 29H98V28H97ZM111 29H112V28H111ZM125 29H127V28H125ZM207 29H208V28H207ZM214 29H215V26H214ZM214 29H213V30H214ZM217 29H218V28H217ZM217 29H216V30H217ZM229 29H228V30H229ZM255 29H256V28H255ZM9 30H10V28H9ZM12 30H13V29H12ZM19 30H20V29H19ZM39 30H40V29H39ZM47 30H48V29H47ZM47 30H46V31H47ZM92 30H93V29H92ZM105 30H106V29H105ZM107 30H108V29H107ZM118 30H119V29H118ZM121 30H122V28H121ZM202 30H204V29H202ZM202 30H201V32H202ZM205 30H206V29H205ZM226 30H227V29H226ZM231 30L233 31L234 29H231ZM241 30H242V29H241ZM22 31H23V30H22ZM37 31H38V30H37ZM50 31H52V29H51ZM79 31H80V29H79ZM81 31H82V29H81ZM97 31H98V30H97ZM119 31H120V30H119ZM131 31H132V30H131ZM229 31H230V30H229ZM235 31H236V30H235ZM237 31H239V29H238ZM260 31H261V30H260ZM260 31H259V32H260ZM1 32H2V31H1ZM14 32H16V31H14ZM19 32H20V31H19ZM33 32H34V31H33ZM33 32H32V33H33ZM58 32H59V31H58ZM71 32H72V30H71ZM87 32H88V31H87ZM91 32H94V31H91ZM100 32H101V31H100ZM103 32H104V31H103ZM106 32H107V31H106ZM112 32H113V31H112ZM112 32H111V33H112ZM199 32H200V31H199ZM201 32H200V33H201ZM205 32H207V30H206ZM205 32H204V33H205ZM214 32H215V31H214ZM26 33H27V32H26ZM46 33H47V32H46ZM48 33H49V32H48ZM51 33H52V32H51ZM75 33H76V32H75ZM75 33H74V37H75ZM97 33H98V32H97ZM104 33H105V32H104ZM111 33H109V34H111ZM124 33H125V32H124ZM197 33H198V32H197ZM211 33H212V32H211ZM216 33H217V32H216ZM236 33H237V32H236ZM253 33H254V32H253ZM14 34H16V33H14ZM18 34L21 35L20 33H18ZM42 34H43V33H42ZM62 34H63V33H62ZM70 34H71V33H70ZM70 34H69V31L66 30V31H65V35H64V37H65L64 39H67V42H66V41H65V42L67 43L68 46L72 47V52H73V49H74V48H76V47L78 48V44H77V43H71V41H70L71 38L69 39ZM77 34H78V33H77ZM80 34H81V33H80ZM86 34H87V33H86ZM106 34H108V33H106ZM106 34H105V35H106ZM112 34H113V33H112ZM112 34H111V35H112ZM116 34L119 35L118 33H116ZM191 34H194V33H191ZM198 34H199V33H198ZM217 34H219V33H217ZM259 34H260V33H259ZM7 35H8V34H7ZM24 35H25V34H24ZM33 35H34V33H33ZM37 35H38V34H37ZM82 35H83V34H82ZM96 35H97V34H96ZM102 35H103V33H102ZM111 35H110V36H111ZM194 35H196V34H194ZM205 35H206V33H205ZM212 35H214V34L212 33ZM255 35H256V34H255ZM5 36H6V35H5ZM8 36L10 37V34H9ZM11 36H13V35H11ZM60 36H61V35H60ZM77 36H78V35H77ZM77 36H76V37H77ZM80 36H81V35H80ZM84 36H85V35H84ZM90 36H91V35H90ZM93 36H95V35H93ZM99 36H100V34H99ZM103 36H104V35H103ZM108 36H109V35H108ZM113 36H114V35H113ZM127 36H128V35H127ZM127 36H126V39H127ZM199 36H201V35H199ZM199 36H198V37H199ZM259 36H260V35H259ZM263 36H264V34H263ZM263 36H261V37L263 38ZM55 37H56V36H55ZM71 37H73V34H71ZM198 37H197V35H196V36H193V37H192L193 39H191V40H192V41H195ZM207 37H209V36H207ZM211 37H212V36H211ZM217 37H218V36H217ZM6 38H7V37H6ZM15 38H17V36H16ZM84 38H85V37H83V39H84ZM89 38H90V37H89ZM89 38H88V39H89ZM95 38H96V36H95ZM95 38H94V39H95ZM97 38H98V37H97ZM152 38H153V37H152ZM205 38H206V37H205ZM212 38H213V37H212ZM2 39H3V38H2ZM23 39H24V38H23ZM23 39H21V40H23ZM108 39H109V37H108ZM5 40H6V39H5ZM7 40H8V39H7ZM10 40H11V39H10ZM15 40H16V39H15ZM15 40H14V41H15ZM29 40H30V39H29ZM42 40H44V39H42ZM48 40H49V39H48ZM60 40H61V39H60ZM92 40H93V39H91V42H92ZM115 40H116V39H115ZM115 40H114V41H115ZM127 40L129 41V37H128ZM153 40H154V39H153ZM212 40H213V39H212ZM2 41H3V40H2ZM89 41H90V40H89ZM103 41H104V40H103ZM118 41H119V39H118ZM123 41H124V40H123ZM208 41H209V40H208ZM258 41H260V39H259ZM3 42H5V41H3ZM3 42H2V43H3ZM27 42H28V40H27ZM57 42H58V41H57ZM57 42H56V43H57ZM75 42H76V41H75ZM78 42H79V41H78ZM87 42H88V41H87ZM108 42H109V41H108ZM112 42H113V41H112ZM120 42H122V41H120ZM120 42H119V43H120ZM124 42H125V41H124ZM129 42H130V41H129ZM195 42H196V41H195ZM214 42H216V41L214 40ZM219 42H220V41H219ZM8 43H9V42H8ZM16 43H17V41H16ZM19 43H20V40H19ZM47 43H48V42H47ZM51 43H52V42H51ZM63 43H64V42H63ZM63 43H62V44H63ZM80 43H81V42H80ZM110 43H111V42H109L108 47H109ZM114 43H115V42H114ZM119 43H118V44H119ZM158 43H159V42H158ZM258 43H259V42H257V44H258ZM84 44L86 45V43H84ZM261 44H262V43H261ZM2 45H3V44H2ZM10 45H11V44H10ZM64 45H65V44H64ZM88 45H89V44H88ZM96 45H97V44H96ZM111 45H112V44H111ZM116 45H117V44H115V46H116ZM119 45L121 46V43H120ZM122 45H123V44H122ZM126 45H127V43H126ZM152 45H153V44H152ZM157 45H159V44H157ZM162 45H163V42H162ZM162 45L160 44V46H162ZM190 45H191V44H190ZM6 46H7V45H6ZM27 46H28V45H27ZM33 46H34V45H33ZM86 46H87V45H86ZM93 46H94V45H93ZM106 46H107V44H106L104 47L106 48ZM115 46H113V47H115ZM120 46H119V47H120ZM160 46H158V47H160ZM212 46H213V45H212ZM217 46H218V43H217ZM253 46H254V45H253ZM255 46H256V45H255ZM258 46H259V45H258ZM263 46H264V44L262 45V47H263ZM43 47H44V46H43ZM45 47H46V46H45ZM55 47H56V46H55ZM81 47H82V45H81ZM90 47H91V46H90ZM117 47H118V46H117ZM149 47H150V46H148V49H149ZM199 47H200V46H199ZM88 48H89V47H88ZM88 48H87V49H88ZM99 48H100V47H99ZM105 48H104V49H105ZM109 48L111 49V46H110ZM151 48H152V47H151ZM191 48H192V47H191ZM200 48H201V47H200ZM253 48H255V49H253V50H254V51H257V53H258L259 51H261V48H259V47H253ZM25 49H27V48H25ZM25 49H24V45H22V44H18V45H15L14 48H13L12 50H10V51L7 50L8 52H6V53H2V54H0V55H1V58H2V59L6 60L7 62L10 63V62L14 61L15 59H17V58L19 57V55H23V53L25 52ZM29 49H30V48H29ZM45 49H46V48H45ZM53 49H57V48H53ZM58 49H59V47H58ZM113 49H114V48H113ZM116 49H117V48H116ZM162 49H163V47L161 48V50H162ZM194 49H195V48H194ZM203 49H204V48H203ZM263 49H264V48H263ZM33 50H35V49H33ZM47 50H48V49H47ZM69 50H70V49H69ZM77 50H78V49H75V52H77ZM196 50H197V49H196ZM206 50H207V49H206ZM48 51H49V50H48ZM80 51H82V50H80ZM80 51H78V52H80ZM85 51H87V50H85ZM88 51H89V50H88ZM104 51H106V50H104ZM108 51H109V50H108ZM112 51H113V50H112ZM151 51H152V53H153V49H152ZM154 51H155V50H154ZM194 51H195V50H194ZM199 51H202V49L199 50ZM203 51H204V50H203ZM203 51H202V52H203ZM251 51H252V50H251ZM3 52H4V50H3ZM28 52H29V51H28ZM30 52H31V51H30ZM55 52H57V51H55ZM58 52H59V50H58ZM62 52H64V51H62ZM70 52H71V51H70ZM149 52H150V51H149ZM157 52H159V50H158ZM186 52H187V51H186ZM192 52H193V51H189V52L185 55V59H186V61H188L189 63H191V65H192V66L194 67V69H195L196 66H197V61H196V58L194 57V55H193ZM263 52H264V51H263ZM37 53H38V52H37ZM39 53H40V52H39ZM44 53H45V51H44ZM48 53H49V52H48ZM48 53H47V54H48ZM89 53H90V52H89ZM97 53H98V52H97ZM152 53H151V54H152ZM154 53H155V52H154ZM159 53H160V52H159ZM200 53H201V52H200ZM255 53H256V52H255ZM257 53H256V54H257ZM24 54H25V53H24ZM56 54H57V53H56ZM68 54H69V53H68ZM105 54H106V53H105ZM111 54H112V53H111ZM151 54H150V56H151ZM157 54H158V53H157ZM198 54H199V53H198ZM206 54H207V52H206ZM258 54H260V53H258ZM27 55H28V54H27ZM49 55H51V54H49ZM59 55H60V54H59ZM74 55H75V54H74ZM87 55H88V53H87ZM100 55H101V54H100ZM102 55H103V54H102ZM140 55L142 56V54H140ZM153 55H154V54H153ZM159 55L162 57L161 54H159ZM163 55H164V54H163ZM196 55H197V54H196ZM204 55H205V54H204ZM253 55H254V52H253ZM263 55H264V53L262 54V57H263ZM70 56H73V55H70ZM77 56H78V54H77ZM85 56H86V55H85ZM88 56H90V55H88ZM93 56H94V55H93ZM112 56H113V55H112ZM116 56H117V55H116ZM141 56H140V59H141V62H143L146 58L144 57L145 59L143 60ZM147 56H149V54H147ZM160 56H159V57H160ZM202 56H203V55H202ZM258 56H259V55H258ZM260 56H261V54H260ZM33 57H34V56H33ZM36 57H37V56H36ZM49 57H50V56H49ZM59 57H60V56H59ZM75 57H76V56H75ZM78 57H79V56H78ZM82 57H83V58H86L87 56H86V57L82 56ZM98 57H100V56H98ZM101 57H102V56H101ZM105 57H106V56H105ZM151 57H152V56H151ZM151 57H149V58L152 59ZM206 57H207V56H206ZM40 58H41V57H40ZM54 58H55V57H54ZM57 58H58V57H57ZM88 58L91 59L90 57H88ZM92 58H93V57H92ZM155 58H156V57H155ZM20 59H21V58H20ZM58 59H59V58H58ZM58 59H57V60H58ZM60 59H61V58H60ZM60 59H59V61H60ZM65 59H66V58H65ZM75 59H76V58H75ZM99 59H100V58H99ZM99 59H98V60H99ZM150 59H148V57H147V60H150ZM170 59H171V58H170ZM198 59H199V58H198ZM255 59H256L257 62L255 63V62L253 61V62L255 63V66H253L252 71H251V77H250L251 79H254V77L256 76V67H257L258 65L260 66V63H261V62L259 61L260 59L257 60L256 57H255ZM0 60H1V59H0ZM29 60H30V59H29ZM84 60H85V59H84ZM96 60H97V59H96ZM147 60H146V61H147ZM152 60H154V57H153ZM202 60H205V57H204V59H202ZM261 60H262V59H261ZM263 60H264V58H263ZM17 61H18V60H17ZM33 61H34V60H33ZM39 61H40V59H39ZM163 61H164V60H163ZM170 61H171V60H170ZM170 61H169V62H170ZM207 61H208V60H207ZM0 62H1V61H0ZM30 62H31V61H30ZM41 62H42V61H41ZM63 62H64V61H63ZM133 62H134V61H133ZM141 62H140V63H141ZM151 62H152V61H151ZM155 62H156V61H155ZM166 62H167V60H166ZM166 62H165V63H166ZM172 62H173V61H172ZM172 62H170L169 64L167 63L168 66H166V67H168V71H169L170 73L173 72V68H174V65H173ZM259 62H260V63H259ZM262 62H263V61H262ZM12 63H13V62H12ZM14 63H15V62H14ZM17 63H18V62H17ZM25 63H26V62H25ZM27 63H28V62H27ZM27 63H26V64H27ZM33 63H34V62H33ZM44 63H45V62H44ZM65 63H67V62H65ZM73 63H75V62H73ZM87 63H88V62H87ZM34 64H35V63H34ZM38 64H39V63H38ZM45 64H46V63H45ZM50 64H51V63H50ZM50 64H46V66L44 67L45 70L42 72L44 75H47V74H48V75L50 76L51 73H54V71H51V70H50V69L53 68L54 66H52V65H50ZM78 64H80V62H79ZM82 64H83V63H82ZM106 64H107V63H106ZM143 64H145V63H143ZM143 64H142V65H143ZM150 64H151V63H150ZM157 64H158V63H157ZM161 64H162V63H161ZM204 64H206V63H204ZM204 64H203L202 66H204ZM1 65H2V64H1ZM8 65H9V64H8ZM18 65H19V64H18ZM29 65H30V64H29ZM29 65H28V66H29ZM40 65H41V64H40ZM66 65H67V64H66ZM68 65H69V64H68ZM71 65H72V63H71ZM75 65H76V64H75ZM80 65H81V64H80ZM84 65H85V64H84ZM86 65H87V64H86ZM111 65H112V64H111ZM139 65H140V64H139ZM152 65H153V64H152ZM154 65H155V64H154ZM253 65H254V64H253ZM262 65H263V63H262ZM6 66H7V65H6ZM33 66H34V65H33ZM33 66H32V67H33ZM63 66H64V64H63ZM137 66H138V65H137ZM144 66H147V65L145 64ZM200 66H201V65H200ZM23 67H24V65H23ZM29 67H30V66H29ZM35 67H36V66H35ZM41 67H42V66H41ZM56 67H57V64H56ZM56 67H54V68H56ZM64 67H66V66H64ZM64 67H63V69H64ZM72 67H74V66L72 65L70 68H72ZM83 67H84V66H82V68H83ZM147 67H149V66H147ZM193 67H191V68H193ZM251 67H252V66H251ZM251 67H250V68H251ZM0 68H1V67H0ZM3 68H4V67H3ZM5 68H6V67H5ZM16 68H17V66H16ZM86 68H88V67H86ZM130 68H132V67L130 66ZM130 68H129V69H130ZM135 68H136V67H135ZM140 68H141V67H140ZM261 68H262V67H261ZM9 69H10V67H9ZM25 69H26V68H25ZM29 69H30V68H29ZM74 69H75V67H74ZM84 69H85V68H84ZM88 69H89V68H88ZM127 69H128V67H127ZM141 69H142V68H141ZM166 69H167V68H166ZM7 70H8V69H7ZM11 70H12V69H11ZM11 70H10V72H11ZM13 70H14V69H13ZM16 70H17V69H16ZM18 70H19V69H18ZM20 70H21V68H20ZM69 70H71V69H69ZM76 70H77V69H76ZM80 70H81V69H80ZM85 70H86V69H85ZM85 70H84V71H85ZM103 70H104V69H103ZM149 70H150V68H149ZM151 70H152V69H151ZM162 70H163V69H162ZM162 70H161V71H162ZM259 70H260V68H259ZM22 71H23V69H22ZM31 71H32V70H31ZM56 71H57V70H55V72H56ZM60 71H61V70H60ZM60 71H59V72H60ZM64 71H65V70H64ZM71 71H72V70H71ZM81 71H83V70H81ZM137 71H138V70H137ZM141 71H142V70H141ZM143 71H144V70H143ZM155 71H156V70H155ZM164 71H166V70H164ZM164 71H162V72H164ZM14 72H15V71H14ZM66 72H67V71H66ZM66 72H65V73H66ZM74 72H75V71H74ZM103 72H106V70L103 71ZM135 72H136V71H135ZM159 72H160V71H159ZM162 72H161V74H159L160 76H162ZM0 73H1V72H0ZM15 73H16V72H15ZM17 73H18V71H17ZM28 73H29V71H28ZM28 73H27V74H28ZM35 73H36V72H35ZM57 73H58V72H57ZM63 73H64V72H63ZM80 73H81V72H80ZM80 73H79V74H80ZM108 73H109V72H108ZM170 73H169V74H170ZM1 74L4 75L5 72H4V73H1ZM69 74H70V72H69ZM69 74H68V75H69ZM79 74H78V75H79ZM84 74H85V73H84ZM84 74H83V76H80V75H79V76H80V77H84V76H85ZM98 74H99V73H98ZM102 74H103V73H102ZM140 74H141V72H140ZM142 74H144V73H142ZM152 74H153V73H152ZM55 75H56V74L54 73L53 76H55ZM61 75H63V74H61ZM61 75H60V76H61ZM104 75H105V74H104ZM135 75H136V74H135ZM135 75L133 76V78L135 77ZM138 75H139V73H138ZM155 75H156V74H155ZM163 75H166V74H163ZM203 75H204V74H203ZM0 76H1V75H0ZM7 76H8V75H7ZM30 76H31V75H30ZM39 76H40V74H35V75H33V76L30 78L29 83L27 82L28 84L25 85V88H26L25 90H26L27 92L31 93V95H32V94H35V91H36L35 86H36L37 82L39 81ZM53 76H51V77H53ZM102 76H103V75H102ZM110 76H111V75H110ZM116 76H117V75H116ZM125 76H126V75H125ZM128 76H129V75H128ZM143 76H144V75H143ZM145 76H146V75H145ZM145 76H144V77H145ZM149 76H150V75H149ZM160 76H159V77H160ZM167 76H168V75H167ZM200 76H201V75H200ZM11 77H12V76H11ZM24 77H25V75H24ZM51 77H50V78H51ZM55 77H56V76H55ZM61 77H63V76H61ZM71 77H72V75H71ZM105 77H106V76H105ZM105 77L103 76V77H101V78H104V79H105ZM118 77H119V76H118ZM131 77H132V76H131ZM137 77H138V76H137ZM139 77H140V76H139ZM144 77H143V79H144ZM5 78H7V77H5ZM20 78H21V77H20ZM41 78H43V77H41ZM53 78H54V77H53ZM65 78H66V76H65ZM65 78H64V80H65ZM74 78H75V77H74ZM74 78H73V79H74ZM133 78H132V79H133ZM135 78H136V77H135ZM135 78H134V79H135ZM151 78H152V76H151ZM167 78H168V77H167ZM201 78H202V77H201ZM250 78H249V79H250ZM25 79H26V78H25ZM27 79H28V78H27ZM48 79H49V78H48ZM48 79H47V80H48ZM68 79H70L69 76H68ZM76 79H77V77H76ZM83 79H84V78H83ZM86 79H89V78L85 77V80H86ZM92 79H93V78H92ZM104 79H103V80H104ZM124 79H126V78H124ZM127 79H128V78H127ZM127 79H126V80H127ZM132 79H131V80H132ZM137 79H138V78H137ZM139 79H141V78H139ZM139 79H138V80H139ZM147 79L149 80L150 78H147ZM153 79H154V78H153ZM153 79H152V81H153ZM169 79H170V78H169ZM23 80H24V79H23ZM64 80H63V81H64ZM100 80H101V79H100ZM106 80H107V79H106ZM106 80H104V81H106ZM120 80H121V78H120ZM128 80H129V79H128ZM131 80H130V81H131ZM145 80H146V79H145ZM145 80H144V81H145ZM148 80H147V81H148ZM171 80H173V79L171 78ZM182 80H183V79H182ZM7 81H8V80H7ZM11 81H12V80H11ZM18 81H19V80H18ZM21 81H22V80H21ZM51 81H52V80H51ZM60 81H61V80H60ZM67 81H68V80H67ZM72 81H77V80H72ZM82 81H83V80H82ZM91 81H92V80H91ZM122 81H123V80H122ZM130 81H129V83H130ZM136 81H137V80H136ZM140 81H141V80H140ZM147 81H146V82H147ZM158 81H159V83L161 82L159 79H158ZM0 82H2V81H0ZM45 82H46V81H45ZM48 82H50V81H48ZM55 82H56V81H55ZM57 82H58V81H57ZM100 82H102V81H100ZM106 82H107V81H106ZM109 82H110V81H109ZM109 82H108V83H109ZM115 82H116V81H115ZM123 82L125 83L126 81L124 80ZM123 82H121V83H123ZM127 82H128V81H127ZM127 82H126V83H127ZM131 82H132V81H131ZM134 82H135V81H134ZM137 82H138V81H137ZM137 82H136V84L139 83V82H138V83H137ZM146 82H145V83H146ZM148 82H149V81H148ZM154 82L156 83V81H154ZM168 82H169V81H168ZM235 82H236V81H235ZM239 82H240V81H239ZM253 82H254V80H253ZM6 83H7V82H6ZM6 83H5V84H6ZM10 83H13V82H10ZM10 83H9V84H10ZM58 83H59V82H58ZM64 83H65V82H64ZM68 83H69V82H68ZM73 83H74V82H73ZM75 83H76V82H75ZM77 83H78V82H77ZM86 83L89 84L87 81H86ZM116 83H117V82H116ZM116 83H115V84H116ZM129 83H128V84H129ZM152 83H153V82H152ZM159 83H158V85H159ZM175 83H176V82H175ZM187 83H190V82H187ZM193 83H195V82H193ZM251 83H252V81H251ZM258 83H259V82H258ZM5 84H4V85H5ZM13 84H14V83H13ZM13 84H12V85H13ZM15 84H16V83H15ZM18 84H19V83H18ZM39 84H40V83H39ZM59 84H62V85H63V83H59ZM78 84H80V83H78ZM112 84H113V83H112ZM143 84H144V82H143ZM163 84H164V81H163ZM165 84L168 85L167 82H165ZM165 84H164V85H165ZM170 84L172 85V83H170ZM177 84H178V83H177ZM221 84H222V83H221ZM223 84H224V82H223ZM12 85H11V86H12ZM16 85H17V84H16ZM16 85H15V86H16ZM66 85H67V83H66ZM102 85H104V84H102ZM113 85H114V84H113ZM113 85H112V86H113ZM116 85H117V84H116ZM119 85H121V84L119 83ZM139 85H140V84H139ZM164 85H163V86H164ZM218 85H219V84H218ZM253 85H254V84H253ZM253 85H252V86H253ZM6 86H7V85H6ZM9 86H10V85H9ZM40 86H41V85H40ZM40 86H39V87H40ZM43 86H44V85H43ZM68 86H69V85H68ZM85 86H86V85H85ZM85 86H84V87H85ZM109 86H110V85H109ZM126 86H128V85H126ZM130 86L132 87V84H131ZM133 86H134V85H133ZM141 86H143L142 83H141ZM144 86H146V85H144ZM144 86H143V87H144ZM150 86H151V83H150ZM150 86H149V83H148V89H150V88H149ZM155 86H156V85H155ZM161 86H162V84H161ZM174 86H175V84H174ZM174 86H173V87H174ZM187 86H188V85H187ZM215 86H216V85H215ZM254 86H255V85H254ZM2 87H4V86H2ZM2 87H1V88H2ZM48 87H50V86L48 85ZM59 87H60V86H59ZM59 87H57V91H58V88H59ZM62 87H65V86H62ZM69 87H70V86H69ZM71 87H72V86H71ZM71 87H70V88H71ZM135 87H136V85H135ZM152 87H154V85H153ZM158 87H159V86H158ZM166 87L169 89V86H166ZM166 87H163L162 90L160 89L161 91L158 90L159 93H157V94H156V92H154V94H156L157 97H155V101H152V100H151L152 103H155V102H156L155 104H159L160 101H161L160 99H162V100L164 99V96L167 94L166 92L168 91V89H167ZM175 87H176V86H175ZM37 88H38V87H37ZM44 88H45V87H44ZM66 88H67V87H66ZM82 88H83V87H82ZM87 88H88V86H87ZM114 88L116 89V87H114ZM121 88L123 89L122 86H121ZM129 88H130V87H129ZM129 88H128V89H129ZM138 88H141V87H138ZM144 88L147 89V87H144ZM215 88H217V87H215ZM48 89H50V88H47V90H48ZM51 89H52V88H51ZM53 89H54V87H53ZM64 89H65V88H64ZM64 89H63V90H64ZM68 89H69V88H68ZM84 89H85V88H83V90H84ZM111 89L113 90V88H111ZM124 89H125V88H124ZM124 89H123V90H124ZM135 89H136V88H135ZM151 89H152V88H151ZM155 89H157V87H156ZM158 89H159V88H158ZM180 89H181V88H180ZM2 90H3V89H2ZM8 90H9V89H8ZM13 90H14V89H13ZM17 90H18V88H17ZM22 90H23V89H22ZM25 90H24V91H25ZM37 90H38V89H37ZM61 90H62V89H61ZM63 90H62V92L64 93ZM66 90H67V89H66ZM71 90H72V89H71ZM81 90H82V89H81ZM87 90H88V89H87ZM106 90H107V89H106ZM120 90H121V89H120ZM120 90H119V92H120ZM126 90H127V89H126ZM129 90H130V89H129ZM131 90H132V89H131ZM131 90H130V91H131ZM133 90H134V89H133ZM139 90H140V89H139ZM153 90H154V89H152V91H153ZM178 90H179V89H178ZM215 90H216V89H215ZM24 91H22V92H24ZM26 91H25V92H26ZM40 91H41V90H40ZM49 91H50V90H49ZM53 91H54V90H53ZM73 91H74V89H73ZM110 91H111V90H110ZM114 91H115V90H114ZM127 91H128V90H127ZM130 91H129L128 93H130ZM135 91H136V90H135ZM140 91H142V90H140ZM148 91H149V90H148ZM152 91H151V92H152ZM170 91H171V90H170ZM173 91H174V90H173ZM182 91H184V90H182ZM182 91H181V92H182ZM9 92H10V91H9ZM14 92H15V91H14ZM22 92H21V93H22ZM27 92H26V93H27ZM38 92H39V91H38ZM38 92H37V93H38ZM59 92H61V91L59 90ZM59 92H58V93H59ZM116 92H117V91H116ZM116 92H115V93H116ZM124 92H125V91H124ZM137 92H138V91H137ZM142 92H143L142 94H144V91H142ZM229 92H230V91H229ZM235 92H236V91H235ZM10 93H11V92H10ZM10 93H9V94H10ZM16 93H17V92H16ZM18 93H19V92H18ZM26 93H25V94H26ZM41 93H42V92H41ZM41 93L39 92V94H38V95L36 94V95L39 96ZM49 93H50V92H49ZM58 93H57V94H58ZM63 93H62V94H63ZM85 93H86V92H85ZM108 93H109V92H108ZM126 93H127V92H126ZM131 93H132V92H131ZM147 93H148V92H147ZM149 93H150V92H149ZM149 93H148V94H149ZM227 93H228V92L225 91L224 88H219V89H218V95H217L213 100H212L211 98H208V99H210V100H206V101L203 103V106L201 105L202 107H204L205 112H207V114H208L209 119H207L208 121L206 120L208 123H207L206 121H204V119H206V117H205L204 119H203V118H201V119H203L204 123H205V122H206L207 124L210 123V124L208 125V127L211 126V124L214 125V123H215L216 120H220V121H221V119H222V120L224 119L223 121H225V120H234V119L236 118V115H237V114L235 115V113L233 112L234 109H235L233 106H234V102L236 103L237 100L234 101V100L232 99V96H231L230 94H227ZM23 94H24V93H23ZM27 94H28V93H27ZM52 94H53V93H52ZM64 94H65V93H64ZM78 94H79V93H78ZM89 94H90V93H89ZM112 94H113V93H112ZM120 94H121V92H120ZM122 94H123V93H122ZM151 94H152V93H151ZM154 94H152V95H153V96H156V95H154ZM170 94H171V93H170ZM173 94H174V93H173ZM181 94H182V93H181ZM236 94H237V93H236ZM4 95H5V94H4ZM54 95H56V93H55ZM84 95H85V94H84ZM139 95H140V94H139ZM195 95H196V94H195ZM7 96H8V93H7ZM14 96H15V95H14ZM19 96H20V95H19ZM19 96H18V97H19ZM29 96H30V95H29ZM57 96H58V95H57ZM115 96H116V95H115ZM125 96H126V95H125ZM127 96H128V95H127ZM141 96H142V95H141ZM144 96H145V95H144ZM146 96H147V95H146ZM150 96H151V95H150ZM210 96H211V95H210ZM1 97H2V99H3V96H2V95H1ZM1 97H0V98H1ZM5 97H6V96H5ZM16 97H17V96H16ZM40 97H41V96H40ZM42 97H43V96H42ZM50 97H51V95H50ZM61 97L64 98L63 95H61ZM86 97H87V96H86ZM113 97H114V96H113ZM120 97H121V96H120ZM129 97H130V94H129ZM129 97H128L129 101H130V99H133L132 97H131V98H129ZM165 97H166V96H165ZM25 98H26V100H28V99H27L28 96L25 97ZM25 98H24V99H25ZM30 98H31V97H30ZM30 98H29V99H30ZM32 98H33V97H32ZM34 98H35V97H34ZM48 98H49V97H48ZM54 98H55V97H54ZM54 98H53V99H54ZM59 98H60V97H59ZM65 98H67V96H66ZM69 98H70V97H69ZM90 98H91V97H90ZM122 98H123V97H122ZM134 98H135V97H134ZM142 98H143V97H142ZM176 98H177V97H176ZM178 98H179V97H178ZM5 99H6V98H5ZM24 99H23V100H24ZM36 99H37V98H36ZM41 99H42V98H41ZM49 99H51V98H49ZM53 99H52V101H53ZM67 99H68V98H67ZM126 99H127V97H126ZM128 99H127V100H128ZM143 99H144V98H143ZM147 99H148V98H147ZM174 99H175V98H174ZM235 99H236V98H235ZM12 100H13V99H12ZM26 100H25V101H26ZM43 100H46V99L44 98ZM57 100H58V98H57ZM65 100H66V99H65ZM109 100H111V99H109ZM112 100H113V99H112ZM159 100H160V101H159ZM165 100H166V99H165ZM168 100H169V99H168ZM172 100H173V99H172ZM179 100H180V99H179ZM179 100L177 99V101H179ZM183 100H185V99H183ZM20 101H21V99H17V100L15 101L16 103H15V102H14V103H15V104H19ZM30 101H31V100H30ZM59 101H60V100H59ZM59 101H57V102H59ZM105 101H106V99H105ZM117 101H118V100H117ZM124 101H125V100H124ZM147 101H148V100H147ZM149 101H150V100H149ZM158 101H159V102H158ZM173 101H174V100H173ZM195 101H196V100H195ZM198 101H199V100H198ZM202 101H203V100H202ZM233 101H234V102H233ZM239 101H240V99H239ZM3 102H4V101H3ZM5 102H6V101H5ZM8 102H9V101H8ZM8 102H7V103H8ZM32 102H33V101H32ZM37 102H38V101H37ZM40 102H41V101H40ZM48 102H49V101H47V103H48ZM61 102H62V101H61ZM64 102H65V101H64ZM64 102H63V103H64ZM107 102H108V100H107ZM121 102H122V101H121ZM127 102H128V101H126V103H127ZM131 102H132V101H131ZM151 102H149V103H151ZM182 102H183V101H182ZM27 103H29V101H28V102H24V104H27ZM34 103H36V102H34ZM54 103H55V102H54ZM54 103H53V104H54ZM59 103H60V102H59ZM66 103H67V102H66ZM103 103H104V102H103ZM113 103H114V101H113ZM118 103H119V102H118ZM123 103H124V102H123ZM133 103H134V102H133ZM145 103H146V102H145ZM152 103H151V104H152ZM171 103H172V102H171ZM176 103H177V102H176ZM184 103H185V102H184ZM201 103H202V102H201ZM237 103H238V102H237ZM3 104H5V103H3ZM8 104H9V103H8ZM15 104H14V105H15ZM20 104H21V103H20ZM53 104H52V107H53ZM68 104H69V103H68ZM68 104H67V105H68ZM111 104H112V103H111ZM115 104H116V103H115ZM127 104H128V103H127ZM129 104H130V103H129ZM129 104H128V105H129ZM135 104H136V103H135ZM155 104H154V105H155ZM165 104L167 105L168 102L165 103ZM198 104H199V103H198ZM198 104H197V105H198ZM239 104H240V103H239ZM10 105H11V104H10ZM45 105H47V104H45ZM58 105H59V104H58ZM60 105H61V104H60ZM102 105H103V104H102ZM104 105H105V104H104ZM106 105H107V104H106ZM106 105H105V106H106ZM128 105H127V106H128ZM132 105H134V104H132ZM132 105H130V106H132ZM152 105H153V104H152ZM161 105H163V104H161ZM166 105H165V106H166ZM168 105H169V104H168ZM168 105H167V106H168ZM5 106H6V105H5ZM99 106H100L101 108L104 107V106L102 107L101 105H99ZM99 106H98V107H99ZM118 106H119V104H118ZM124 106H125V105H124ZM127 106H126V107H127ZM135 106H136V105H135ZM135 106H134V107H135ZM144 106H145V105H144ZM150 106H151V105H150ZM157 106H158V105H157ZM157 106H156V107H157ZM165 106H164V107H165ZM181 106H182V105H181ZM238 106H239V105H238ZM241 106H242V105H241ZM8 107H9V106H8ZM8 107H7V108H8ZM28 107H29V106H28ZM31 107H32V105H31ZM34 107H35V106H34ZM44 107H45V106H44ZM46 107H47V106H46ZM49 107H51V106H49ZM54 107H55V106H54ZM54 107H53V108H54ZM58 107H59V106H58ZM64 107L66 108V105H65ZM106 107H107V106H106ZM108 107H109V106H108ZM113 107H114V106H112V108H113ZM115 107H116V106H115ZM147 107H148V106H147ZM159 107H160V106H159ZM176 107H177V106H176ZM188 107H190V106H188ZM194 107H195V106H194ZM197 107H198V106H197ZM235 107H236V106H235ZM17 108H18V107H17ZM17 108H16V109H17ZM53 108H52V109H53ZM56 108H57V107H56ZM70 108H71V107H70ZM101 108H100V109H101ZM104 108H105V107H104ZM122 108H123V107H122ZM124 108H125V107H124ZM131 108H133V107H130V108H129V106H128V109H131ZM149 108H151V107H149ZM167 108H168V107H167ZM173 108H174V107H173ZM173 108H172V109H173ZM178 108H180V107H178ZM181 108H182V107H181ZM186 108H187V107H186ZM191 108H192V107H191ZM233 108H234V109H233ZM238 108H240V107H238ZM10 109H11V106H10ZM16 109H14V110L16 111ZM27 109H28V108H27ZM36 109H37V108H36ZM49 109H50V108H49ZM94 109H96V108H94ZM94 109H93V110H94ZM100 109H97V111L100 110ZM113 109H114V108H113ZM115 109H116V108H115ZM119 109H120V108H119ZM125 109H126V108H125ZM125 109H124V111H125ZM160 109H162V108H160ZM165 109H166V108H165ZM169 109H170V108H169ZM174 109H175V108H174ZM174 109H173V111H174ZM182 109H184V108H182ZM193 109H194V108H193ZM196 109H197V108H196ZM199 109H200V108H199ZM202 109H203V108H202ZM243 109H244V108H243ZM3 110H4V108H3ZM8 110H9V109H8ZM12 110H13V109H12ZM19 110H20V108H19ZM45 110H46V109H45ZM58 110H59V109H58ZM64 110H66V109H64ZM103 110H104V109H103ZM131 110H132V109H131ZM131 110H130V111H131ZM138 110H139V109H138ZM147 110H148V109H147ZM152 110H154V109H152ZM158 110H159V109H158ZM158 110H157V112H158ZM178 110H179V109H178ZM191 110H192V109H191ZM200 110H201V109H200ZM235 110H236V109H235ZM238 110H239V109H238ZM238 110H236V111L238 112ZM240 110H242V109H240ZM0 111H2V110L0 109ZM5 111H6V110H5ZM42 111H43V110H42ZM69 111H70V109H69ZM101 111H102V110H101ZM105 111H107V109H106ZM105 111H103V112H105ZM183 111H184V110H183ZM196 111H198V110H196ZM201 111H202V110H201ZM9 112H11V111H9ZM16 112H17V111H16ZM18 112H19V111H18ZM21 112H22V111H21ZM24 112H25V111H24ZM24 112H23V113H24ZM27 112H28V111H27ZM52 112H54V110H52ZM57 112H58V111H57ZM59 112H60V111H59ZM59 112H58V113H59ZM107 112H108V111H107ZM120 112H121V110H120ZM122 112H123V110H122ZM122 112H121L120 114H122ZM132 112H134V110H133ZM138 112H139V111H138ZM152 112H154V111H152ZM157 112H156V113H157ZM161 112H162V110H161ZM177 112H178V111H177ZM239 112L241 113V111H239ZM245 112H246V111H245ZM0 113H1V112H0ZM40 113H41V112H40ZM42 113H43V112H42ZM55 113H56V112H55ZM55 113H54V114H55ZM58 113H57V115H58ZM66 113H67V112H66ZM92 113H93V112H92ZM95 113H96V112H95ZM99 113H100V112H99ZM112 113H114V112H111V114H112ZM126 113H127V111H126ZM128 113H129V111H128ZM134 113H135V112H134ZM164 113H165V112H164ZM185 113H186V112H185ZM199 113H201V112H199ZM4 114H5V113H4ZM93 114H94V113H93ZM102 114H103V113H102ZM116 114H117V112H116ZM124 114H125V113H124ZM124 114H123V115H124ZM130 114H131V113H130ZM137 114H139V113H137ZM158 114H159V113H158ZM182 114H183V113H182ZM188 114H190V112H189ZM191 114H192V113H191ZM197 114H198V113H197ZM245 114H246V113H245ZM16 115H17V114H16ZM19 115H20V114H19ZM50 115H51V114H50ZM52 115H53V114H52ZM64 115H66V114H64ZM96 115H97V114H96ZM103 115H104V114H103ZM103 115H102V117H103ZM105 115H106V112H105ZM112 115H113V114H112ZM117 115H118V114H117ZM117 115H116V116H117ZM159 115H160V114H159ZM162 115H163V113H162ZM167 115H169V114H167ZM171 115H172V114H171ZM203 115H205V114H203ZM22 116H23V115H22ZM48 116H49V114H48ZM86 116H87V115H86ZM97 116H98V115H97ZM109 116H110V114H109ZM116 116H113V117H116ZM120 116H121V115H120ZM135 116H137V115H135ZM174 116H175V115H174ZM183 116H184V115H183ZM237 116H238V115H237ZM8 117H9V115H8ZM11 117H12V114H11L10 118H11ZM16 117H19V116H16ZM24 117H25V116H24ZM53 117H54V115H53ZM55 117H56V116H55ZM64 117H65V116H64ZM67 117H68V116H67ZM88 117H89V116H88ZM90 117L92 118L91 115H90ZM106 117H108V116H106ZM131 117H132V115H131ZM133 117H134V116H133ZM133 117H132V118H133ZM137 117H138V116H137ZM164 117H165V116H164ZM164 117H162V118H164ZM175 117H177V116H175ZM180 117H181V116H180ZM191 117H192V116H191ZM193 117H194V116H193ZM198 117H199V115H198ZM201 117H202V116H201ZM208 117H207V118H208ZM6 118H7V117H6ZM25 118H26V117H25ZM27 118H28V117H27ZM94 118H95V117H94ZM96 118H98V117H96ZM127 118H129V117H127ZM162 118L159 119V120H162ZM187 118H189V116H187ZM194 118H195V117H194ZM8 119H9V118H8ZM23 119H24V118H23ZM29 119H30V118H29ZM50 119H51V117H50ZM55 119H56V118H52V122H53V120H55ZM60 119H61V118H60ZM98 119H100V118H98ZM110 119H112V118H110ZM114 119H115V118H114ZM124 119L126 120V118H124ZM124 119H123V120H124ZM134 119H135V118H134ZM166 119H170V118L167 117ZM176 119H177V118H176ZM246 119H247V118H246ZM16 120H17V118H16ZM18 120H19V118H18ZM56 120H57V119H56ZM65 120H67V118H66ZM87 120H88V119H87ZM87 120L85 119V121H87ZM94 120H95V119H94ZM94 120H93V121H94ZM101 120H102V119H101ZM107 120H108V119H107ZM121 120H122V119H120V121H118V123H119V122H122ZM129 120H130V119H129ZM129 120H128V121H129ZM131 120H132V119H131ZM184 120H185V116H184ZM186 120H187V119H186ZM186 120H185V121H186ZM235 120H236V119H235ZM0 121H1V120H0ZM57 121H58V120H57ZM88 121H89V120H88ZM88 121H87V122H88ZM98 121H100V120H98ZM128 121H126V122H127L126 124H129V123H130V122L128 123ZM132 121H133V120H132ZM139 121H140V120H139ZM165 121H166V120H165ZM165 121H164V122H165ZM195 121H196V120H195ZM195 121H194V122H195ZM200 121H201V120H200ZM223 121H221V122H223ZM13 122H14V121H13ZM22 122H23V121H22ZM90 122H92V120H91ZM104 122H105V120H104ZM104 122H103V123H104ZM112 122H113V121H112ZM112 122H111V123H112ZM166 122H167V121H166ZM170 122H171V121H170ZM170 122H168V123H170ZM173 122H174V121H173ZM177 122H178V123H177ZM187 122H191V121H187ZM192 122H193V121H192ZM196 122H197V121H196ZM221 122H220V123H221ZM229 122H230V121H229ZM229 122H228V123H229ZM8 123H9V122H8ZM11 123H12V122H11ZM16 123H17V122H16ZM55 123H56V122H55ZM95 123H97V122H95ZM133 123H134V122H133ZM140 123H141V122H140ZM168 123H167V124H168ZM176 123H177V128H178V132H179V134H181V133L183 134V132L186 134V132L189 131V129H188V128H189V125H187L188 127L185 126V125H183V124H184L183 121L180 122V120H179V121H176ZM176 123H174V124H176ZM198 123H199V122H198ZM204 123L202 122L201 125H204ZM218 123H219V121H218ZM236 123H237V122H236ZM242 123H243V122H242ZM29 124H30V123H29ZM49 124H50V123H49ZM49 124H48V125H49ZM52 124H53V123H51V125H52ZM60 124H61V123H60ZM84 124H85V123H84ZM87 124H89V123H87ZM98 124H99V123H98ZM101 124H102V123H101ZM115 124H117V123H115ZM136 124H137V123H136ZM155 124H156V123H155ZM159 124H160V123H159ZM165 124H166V123H165ZM196 124H197V123H195V125H196ZM207 124H206V125H207ZM5 125H6V124H5ZM14 125H15V124H14ZM90 125H91V124H90ZM120 125H121V124H120ZM138 125H139V124H138ZM140 125H141V124H140ZM170 125L173 126V124H170ZM198 125H199V127H197ZM198 125L195 126L194 130L196 129V127H197L198 129L201 127L200 124H198ZM216 125H217V123H216ZM220 125H221V124H220ZM220 125H219V126H220ZM227 125H228V124H227ZM230 125H232V124H230ZM52 126H53V125H52ZM86 126H87V125H86ZM97 126H99V125H97ZM116 126H117V125H116ZM118 126H119V125H118ZM130 126H131V125H130ZM136 126H137V125H136ZM158 126H159V125H158ZM167 126H168V125H167ZM167 126H166V127H167ZM214 126H215V125H214ZM5 127H6V126H5ZM121 127H122V126H121ZM126 127H127V126H126ZM132 127H133V126H132ZM164 127H165V126H164ZM193 127H194V126H193ZM208 127H207V128H208ZM212 127H213V126H212ZM247 127H249V129H248V133H252V132H253V128H252L253 126H252L251 128H250V126H247ZM15 128H17V127L15 126ZM123 128H124V127H123ZM137 128L139 129V126H137ZM148 128H149V127H148ZM175 128H176V126H175ZM191 128H192V127H191ZM209 128H210V127H209ZM222 128H223V127H222ZM224 128H225V127H224ZM224 128H223V129H224ZM227 128H229V127H227ZM231 128H232V127H230V129H231ZM18 129H20V128H18ZM31 129H32V128H31ZM86 129H87V128H86ZM90 129H91V128H90ZM119 129H121V128H119ZM119 129H118V130H119ZM126 129H127V128H126ZM169 129H170V128H169ZM169 129L167 128V131H168ZM187 129H188V130H187ZM204 129H206V128H204ZM211 129H212V128H211ZM215 129H216V127H215ZM218 129H219V128H218ZM230 129H228V130H230ZM236 129L238 130V128H236ZM257 129H258V128H257ZM8 130H9V129H8ZM105 130H106V129H105ZM123 130H124V129H123ZM127 130H129V129H127ZM133 130H134V128H133ZM133 130H132V131H133ZM135 130H136V129H135ZM157 130H158V129H157ZM164 130H165V128H164ZM170 130H171V129H170ZM170 130H169V133H170ZM172 130H174V129H172ZM216 130H217V129H216ZM220 130H221V129H220ZM225 130H226V129H225ZM232 130H233V129H232ZM239 130H240V129H239ZM239 130H238L237 133L233 132V134H234V133L236 134V135H235L236 138H240L241 135H242L243 132H244V131L241 132V131H239ZM245 130H246V129H245ZM254 130H256V129H254ZM2 131H3V130H2ZM12 131H13V130H12ZM16 131H17V129H16ZM19 131H20V130H19ZM26 131H27V130H26ZM99 131H100V130H99ZM159 131H161V130H159ZM192 131H193V130H192ZM192 131H190L191 134H192ZM200 131H201V129H200ZM200 131H199V132H200ZM205 131L207 132V130H205ZM214 131H215V130H214ZM223 131H224V130H223ZM165 132H166V131H165ZM180 132H181V133H180ZM190 132H189V133H190ZM211 132H212V131H211ZM229 132H230V131H229ZM10 133H13V134H14V133H17V132H10ZM110 133H111V132H110ZM123 133H124V131H123ZM123 133H122V134H123ZM131 133H132V132H131ZM133 133H134V132H133ZM133 133H132V135H133ZM172 133H173V132H172ZM176 133H177V132H176ZM194 133L197 134L195 131H194ZM212 133H213V132H212ZM217 133H219V132H217ZM230 133H231V132H230ZM256 133H257V132H256ZM258 133H259V132H258ZM260 133H261V132H260ZM185 134H184V136H185V138H187V136H186ZM191 134H190V135H191ZM195 134H194V135H195ZM201 134H202V131H201ZM203 134H204V133H203ZM203 134H202V136H203ZM245 134H246V132H245ZM252 134H253V133H252ZM252 134H250V135L252 136ZM254 134H255V133H254ZM18 135H19V133H18ZM54 135H55V134H54ZM89 135H90V134H89ZM124 135H125V134H124ZM124 135H123V136H124ZM129 135H130V134H129ZM135 135H137V134H135ZM165 135H167V133H166ZM172 135H173V134H172ZM174 135H175V134H174ZM187 135L189 136L188 133H187ZM204 135H205V134H204ZM207 135H209V134H207ZM255 135H256V134H255ZM87 136H88V135H87ZM162 136H163V135H162ZM167 136H168V135H167ZM192 136H193V135H192ZM195 136H196V135H195ZM205 136H206V135H205ZM210 136H211V135H210ZM212 136H213V135H212ZM217 136H218V135H217ZM228 136H230L229 133H228ZM244 136H245V135H244ZM251 136H250V137H251ZM260 136H261V135H260ZM0 137H1V136H0ZM9 137H10V135H9ZM44 137H45V136H44ZM126 137H128V136H126ZM164 137H165V136H164ZM173 137H174V136H173ZM178 137H179L178 140L180 141V135H178ZM198 137H199V136H198ZM214 137H216V136H214ZM232 137H233V136H232ZM242 137H243V136H242ZM246 137H247V136H246ZM252 137H253V136H252ZM252 137H251V139L253 140ZM2 138H5V137H2ZM92 138H93V137H92ZM123 138H124V137H123ZM162 138H163V137H162ZM165 138H166V137H165ZM174 138H175V137H174ZM183 138H184V137H183ZM189 138H190V137H189ZM193 138H194V137H193ZM195 138H196V137H195ZM199 138H200V137H199ZM201 138H202V137H201ZM247 138H248V137H247ZM0 139H1V138H0ZM181 139H182V136H181ZM187 139H188V138H187ZM187 139H185V140H187ZM196 139H197V138H196ZM202 139H203V138H202ZM214 139H215V138H214ZM233 139H235V138H233ZM245 139H246V138H245ZM254 139H255V138H254ZM257 139H258V138H257ZM260 139H261V137H260ZM2 140H3V139H2ZM7 140H8V139H7ZM11 140H12V139H11ZM106 140H107V139H106ZM126 140H128V139L126 138ZM126 140H125V141H126ZM153 140H154V139H153ZM153 140H152V142H153ZM161 140H162V139H161ZM165 140H167V139H165ZM183 140H184V139H183ZM209 140H211V138H210ZM230 140H231V138H230ZM248 140H249V139H248ZM154 141H156V140H154ZM157 141H159V144H161V143H160V142H161L160 139H158ZM163 141H164V140H163ZM168 141H170V140H168ZM173 141H175V140L173 139ZM181 141H182V140H181ZM181 141H180V142H181ZM188 141H190V140L188 139ZM214 141H215V140H214ZM226 141H227V140H225V134H223V132H221L220 135H219V137H218V141H217V142H218V144H219L218 146H219L221 152H223V156L225 157L224 160H225L226 163H225V166H224V167H221L220 164L218 165V162H212V161H210L211 159L208 160V158H206V155H205V157H200V158H198V160H196V164H198V166L201 168L200 170L203 171V174L201 175V177H204V176H205V178H206V174H207V175H210L209 173H211V172H213V175H214V174H215V173H214L215 171H217V170H221V169H224V170L227 172V171L229 170V166H231V165H233V164H237L238 162H237V163H235V162L238 161L239 159H241V158H243V157L245 156L244 149L247 151L248 148H247V149H246V148L243 149V147L240 146L241 143H240V144H237V143L235 142L236 139H235V141H233V142H231V143H227ZM254 141H258V140L255 139ZM85 142H86V141H85ZM126 142H127V141H126ZM183 142H184V141H183ZM185 142H186V141H185ZM190 142H192V141H190ZM201 142H202V141H201ZM201 142H200V143H201ZM245 142H246V141H245ZM250 142H253V141H250ZM250 142H249V143H250ZM2 143H3V141H2ZM172 143H173V142H172ZM187 143H188V142H187ZM193 143H194V141H193ZM210 143H212V141H211ZM247 143H248V142H247ZM5 144H6V143H5ZM5 144H4V145H5ZM85 144H86V143H85ZM152 144H153V143H152ZM157 144H158V143H157ZM157 144H156V142H155V145H157ZM174 144L177 145V142L174 143ZM174 144H173V145H174ZM180 144H181V143H180ZM182 144H183V143H182ZM8 145H9V144H8ZM162 145H163V144H162ZM185 145L188 146L187 144H185ZM191 145H192V144H191ZM194 145H195V144H194ZM201 145H202V143H201ZM204 145H205V143H204ZM212 145H213V144H212ZM216 145H217V144H216ZM242 145H243V144H242ZM244 145H245V144H244ZM1 146H2V145H1ZM11 146H12V144H11ZM157 146H158V145H157ZM189 146H190V145H189ZM202 146H203V145H202ZM218 146H217V147H218ZM245 146H246V145H245ZM247 146H248V145H247ZM6 147H7V146H6ZM12 147H13V146H12ZM12 147H11V149H12ZM43 147H44V146H43ZM51 147H52V146H51ZM158 147H159V146H158ZM165 147H167V146H165ZM173 147H175V146H173ZM204 147H205V146H204ZM210 147H211V146H210ZM254 147H255V146H254ZM153 148H154V147H153ZM168 148H169V147H168ZM178 148H179V147H178ZM182 148H183V147H182ZM182 148H180V149H182ZM188 148H189V147H188ZM195 148H196V147H195ZM212 148H215V147H212ZM219 148H218V150H219ZM5 149H7V148H5ZM13 149H14V148H13ZM176 149H177V148H176ZM189 149H190V148H189ZM198 149H200V148H197V150H198ZM209 149H210V148H209ZM216 149H217V148H216ZM255 149H256V148H255ZM42 150H43V149H42ZM153 150H154V149H153ZM155 150L158 152L157 149H155ZM169 150H170V149H169ZM186 150H188V149H186ZM192 150H193V149H192ZM203 150H204V149H203ZM207 150H208V149H207ZM250 150H251V149H250ZM4 151H5V150H4ZM7 151H8V149H7ZM68 151H69V150H68ZM164 151H165V150H164ZM205 151H206V150H205ZM208 151H210V150H208ZM214 151H215V150H214ZM216 151H217V150H216ZM251 151H252V150H251ZM262 151H263V150H262ZM262 151H261V152H262ZM12 152H13V151H12ZM94 152H95V151H94ZM128 152H129V151H128ZM165 152H166V151H165ZM169 152H170V151H169ZM176 152H177V151H176ZM184 152H185V151H184ZM189 152H190V151H189ZM196 152H197V151H196ZM202 152H203V151H202ZM5 153H6V152H5ZM16 153H17V152H16ZM173 153H174V151H173ZM191 153H192V152H191ZM209 153H210V152H209ZM248 153H249V152H248ZM6 154H8V153H6ZM11 154H13V153H11ZM14 154H15V152H14ZM160 154H161V153H160ZM203 154H204V153H203ZM206 154H208V153H206ZM216 154H217V153H216ZM216 154H215V155H216ZM249 154H250V153H249ZM3 155H5V154H3ZM8 155H10V153H9ZM92 155H93V154H92ZM196 155H197V154H196ZM209 155H210V154H209ZM212 155H213V154H212ZM252 155H253V154H252ZM255 155H256V154H255ZM262 155H263V154H262ZM12 156H13V155H12ZM95 156H96V155H95ZM100 156H101V155H100ZM100 156H99V157H100ZM167 156H168V155H167ZM188 156H189V155H188ZM188 156H187V154H184V153H183V154H181V153L177 154V153H176V157L179 159V162H180V163H181V162H182V163H185V164H184V165H185V168H186V162H188V164H190V162H191V161H190V162L188 161V160H189ZM191 156H192V154H191ZM202 156H203V155H202ZM223 156H222L221 158H223ZM259 156H260V155H259ZM3 157H4V159H5V157H7V156H3ZM15 157H16V156H15ZM77 157H78V156H76V158H77ZM92 157H93V156H92ZM92 157H91V158H92ZM171 157H172V155L170 156V158H171ZM194 157H196V156H194ZM197 157H198V155H197ZM207 157H208V156H207ZM218 157H220V156H218ZM253 157H254V156H253ZM13 158H14V156H13ZM165 158H166V157H165ZM168 158H169V157H168ZM209 158H210V156H209ZM211 158H212V157H211ZM221 158H218V159L220 160ZM249 158H251V157H249ZM260 158H261V157H260ZM17 159H18V158H17ZM78 159H79V158H78ZM92 159H94V158H92ZM99 159H100V158H99ZM104 159H105V158H104ZM166 159H167V158H166ZM191 159H192V158H191ZM193 159H194V158H193ZM243 159H244V158H243ZM243 159H242V160H243ZM254 159H255V158H254ZM257 159H258V157H257ZM263 159H264V158H263ZM8 160H11V159H8ZM89 160L91 161V159H89ZM106 160H107V159H106ZM170 160H171V159H170ZM170 160H169V161H170ZM174 160H175V159H174ZM212 160H213V159H212ZM216 160H217V158H216ZM224 160H223V162H224ZM244 160H246V159H244ZM252 160H253V159H252ZM255 160H256V159H255ZM255 160H254V161H255ZM258 160H259V159H258ZM261 160H262V158H261ZM17 161H18V160H17ZM78 161H79V160H78ZM98 161H99V160H98ZM102 161H103V160H102ZM102 161H101V162H102ZM104 161H105V160H104ZM127 161H128V160H127ZM163 161H164V160H163ZM214 161H215V160H214ZM239 161H240V160H239ZM259 161H260V160H259ZM262 161H263V160H262ZM13 162H14V161H13ZM15 162H16V161H15ZM25 162H26V161H25ZM82 162H83V161H81V164H82ZM87 162H88V161H86V163H87ZM175 162L178 163L177 161H175ZM223 162H222V163H223ZM241 162H243V161H241ZM245 162H246V161H245ZM250 162H251V161H250ZM19 163H20V162H19ZM84 163H85V162H84ZM88 163H89V162H88ZM93 163H94V162H93ZM96 163H97V162H96ZM98 163H99V162H98ZM103 163H105V162H103ZM106 163H107V161H106ZM106 163H105V164H106ZM171 163H173V162H171ZM194 163H195V162L193 161V164H194ZM219 163H220V162H219ZM222 163H221V164H222ZM132 164H133V163H132ZM135 164H136V163H135ZM178 164H179V163H178ZM246 164H247V163H246ZM2 165H4V164H2ZM2 165H1V166H2ZM20 165H21V164H20ZM91 165H92V164H91ZM101 165H102V164H101ZM130 165H131V164H130ZM172 165H173V164H172ZM181 165H182V164H181ZM190 165H191V164H190ZM190 165H188V166H190ZM240 165H241V164H240ZM4 166H6V165H4ZM4 166H2V167H4ZM13 166H14V165H13ZM82 166H83V165H82ZM94 166H95V165H94ZM102 166H103V165H102ZM136 166H137V165H136ZM174 166H175V165H174ZM191 166H193V165H191ZM195 166H196V165H195ZM195 166H194V167H195ZM60 167H61V165H60ZM75 167H76V166H75ZM78 167H79V166H78ZM89 167H90V166H89ZM96 167H97V166H96ZM108 167H109V166H108ZM131 167H132V166H131ZM133 167H134V166H133ZM149 167H150V166H149ZM175 167H176V166H175ZM183 167H184V166H183ZM183 167H182V170H183ZM235 167H236V166L234 165V168H235ZM261 167H262V166H261ZM4 168H5V167H4ZM9 168H10V167H9ZM11 168H12V167H11ZM71 168H72V167H71ZM85 168H86V167H85ZM85 168H84V169H85ZM119 168H120V167H119ZM128 168H129V164H128ZM128 168H127V169H128ZM137 168H138V167H137ZM185 168H184V169H185ZM197 168H198V167H197ZM232 168H233V167H232ZM243 168H244V167H243ZM254 168H255V166H254ZM14 169H15V168H14ZM26 169H27V168H26ZM48 169H49V168H48ZM74 169H75V168H74ZM91 169H92V168H91ZM96 169H97V168H96ZM103 169H104V168H103ZM106 169H107V168H106ZM127 169H126V171H128ZM131 169H132V168H131ZM175 169H177V168H175ZM175 169H174V170H175ZM189 169H190V167H189ZM198 169H199V168H198ZM235 169H236V168H235ZM11 170H12V169H11ZM16 170H17V169H16ZM85 170H86V169H85ZM89 170H90V168H89ZM99 170H100V169H99ZM134 170H135V169H134ZM185 170H186V169H185ZM191 170H192V169H190V171H191ZM200 170H199V171H200ZM233 170H234V169H233ZM236 170H238V169H236ZM240 170H241V166H240ZM5 171H7V170H5ZM13 171H14V170H13ZM73 171H74V170H73ZM90 171H91V170H90ZM92 171H93V170H92ZM95 171H96V170H95ZM102 171H103V170H102ZM122 171H124V173H126L125 169L122 170ZM176 171H177V170H176ZM179 171H180V170H179ZM193 171H194V170H192V172H193ZM196 171H197V170H196ZM199 171H198V172H199ZM229 171H230V170H229ZM256 171H257V170H256ZM0 172H2V171H0ZM10 172H11V171H10ZM55 172H56V171H55ZM96 172H97V171H96ZM100 172H101V171H100ZM135 172H136V171H135ZM181 172H182V171H181ZM185 172H186V171H185ZM248 172H250V171H248ZM258 172H259V171H258ZM21 173H22V172H21ZM73 173H74V172H73ZM92 173H93V172H91V174H92ZM98 173H99V172H98ZM122 173H123V172H122ZM129 173H130V172H129ZM133 173H134V172H133ZM183 173H184V172H183ZM190 173H191V172H190ZM194 173H195V172H194ZM201 173H202V172H201ZM221 173H222V172H221ZM221 173H220V174H221ZM237 173H239V171H238ZM3 174H4V173H3ZM13 174H14V172H13ZM18 174H19V173H18ZM71 174H72V173H71ZM74 174H75V173H74ZM87 174H88V175H91V174H89V173H87ZM93 174H94V173H93ZM99 174H100V173H99ZM136 174H137V173H136ZM136 174H135V175H136ZM172 174H173V173H172ZM175 174H176V173H175ZM198 174H199V173H198ZM247 174L249 175V173H247ZM252 174H254V173H252ZM255 174H256V173H255ZM21 175H22V174H21ZM21 175H20V177H22ZM37 175H38V174H37ZM57 175H58V174H57ZM65 175H66V174H65ZM77 175H79V173H78ZM77 175H76V176H77ZM88 175H87V176H88ZM96 175H97V174H96ZM132 175H134V174H132ZM138 175H139V174H138ZM195 175H196V174H195ZM195 175H194V176H195ZM218 175H219V174H218ZM225 175H226V174H225ZM231 175H232V174H231ZM235 175H236V173H235ZM235 175H234V177H235ZM238 175H240V174H238ZM244 175H245V174H243V176H244ZM5 176H6V175H5ZM5 176H4V178H6ZM7 176H8V175H7ZM9 176H10V175H9ZM15 176H16V175H15ZM23 176H24V175H23ZM27 176H28V175H27ZM76 176H75V178H76ZM82 176H83V175H82ZM84 176H85V175H84ZM97 176H98V175H97ZM159 176H160V175H159ZM174 176H175V175H174ZM187 176H188V174H187ZM211 176H212V175H211ZM219 176H221V175H219ZM226 176H228V175H226ZM11 177L13 178V176H11ZM55 177H56V176H55ZM94 177H95V176H94ZM153 177H154V176H153ZM179 177H180V176H179ZM181 177H182V176H181ZM183 177H184V176H183ZM192 177H193V175H192ZM199 177H200V176H199ZM216 177H217V173H216ZM221 177H222V176H221ZM228 177H229V176H228ZM231 177H232V176H231ZM244 177H245V176H244ZM246 177H247V176H246ZM255 177H256V176H255ZM257 177H258V176H257ZM17 178H18V177H17ZM61 178H62V177H61ZM61 178H59V179H61ZM68 178H69V177H68ZM96 178H97V177H96ZM137 178H140V177H137ZM187 178H188V177H187ZM218 178H219V177H218ZM222 178H223V177H222ZM224 178H225V177H224ZM229 178H230V177H229ZM235 178H236V177H235ZM2 179H3V178H2ZM2 179H1V181H2ZM13 179H14V178H13ZM20 179H22V178H20ZM24 179H25V178H24ZM33 179H34V178H33ZM71 179H73V178H72V175H71ZM71 179H70V180H71ZM84 179H85V178H84ZM101 179H104V178H101ZM101 179L98 178L99 181H100ZM179 179H180V178H179ZM190 179H191V177H190ZM201 179H202V178H201ZM207 179H208V177H207ZM213 179H214V178H213ZM220 179H221V178H220ZM248 179H249V178H248ZM248 179H247V180H248ZM7 180H8V178H7ZM16 180H17V179H16ZM18 180H19V179H18ZM31 180H32V179H31ZM31 180H30V181H31ZM62 180H63V178H62ZM82 180H83V179H82ZM217 180H218V179H217ZM217 180H216V181H217ZM226 180H228L227 177H226V179H225V182H226ZM230 180H232V179H230ZM242 180H243V179H242ZM244 180H245V178H244ZM3 181H4V180H3ZM9 181H10V180H9ZM12 181H13V180H12ZM33 181H34V180H33ZM73 181H74V179H73ZM73 181H72V182H73ZM75 181H76V180H75ZM78 181H79V179H78ZM163 181H164V180H163ZM194 181H196V180H194ZM210 181H211V180H210ZM210 181H209V182H210ZM216 181H215V182H216ZM245 181H246V180H245ZM10 182H11V181H10ZM15 182H17V181H15ZM18 182H19V181H18ZM27 182H28V180H27ZM80 182H81V180H80ZM103 182H105V181H103ZM103 182H102V183H103ZM198 182H199V181H198ZM228 182H229V181H228ZM230 182H231V181H230ZM237 182H238V181H237ZM243 182H244V181H243ZM4 183H5V182H4ZM4 183H0V184H4ZM6 183H7V182H6ZM21 183H22V182H21ZM31 183H32V182H30V184H31ZM60 183H61V182H60ZM78 183H79V182H77V184H78ZM81 183H82V182H81ZM196 183H197V182H196ZM196 183H195V184H196ZM205 183H207V182H205ZM235 183H236V182H235ZM260 183H261V182H260ZM10 184H11V183H10ZM14 184H16V183H14ZM18 184H19V183H18ZM33 184H34V183H33ZM74 184H76V183H74ZM74 184H73V185H74ZM129 184H130V183H129ZM131 184H132V183H131ZM183 184H184V183H183ZM197 184H198V183H197ZM207 184H210V183H207ZM228 184H229V183H228ZM8 185H9V184H8ZM12 185H13V184H12ZM26 185H27V184H26ZM26 185H25V186H26ZM101 185H102V184H101ZM191 185H193V184H191ZM199 185H200V184H199ZM202 185H203V184H201L200 186H202ZM210 185H211V184H210ZM232 185H234V184H232ZM0 186H1V185H0ZM3 186L6 187V185H2V187H3ZM18 186H19V185H18ZM25 186H24V187H25ZM70 186H71V185H70ZM194 186H195V185H194ZM194 186H192V188H193ZM207 186H208V185H207ZM207 186H205V187L203 186V187L206 188ZM211 186H212V185H211ZM229 186H230V185H229ZM9 187H10V185H9ZM12 187H13V186H12ZM29 187H30V186H29ZM160 187H161V186H160ZM198 187H199V186H198ZM208 187H209V186H208ZM208 187H207V188H208ZM26 188H27V187H25V189H26ZM204 188H203V190H204ZM6 189H7V188H6ZM10 189H11V188H10ZM16 189H17V188H16ZM18 189H19V188H18ZM18 189H17V190H18ZM20 189H21V187H20ZM28 189H29V188H28ZM28 189H26V190H28ZM30 189H31V188H30ZM76 189H77V188H76ZM126 189H127V187H126ZM194 189H195V188H194ZM196 189L198 190V188H196ZM236 189H237V188H236ZM0 190H1V189H0ZM12 190H13V189H12ZM14 190H15V187H14ZM14 190H13V191H14ZM21 190H22V189H21ZM23 190H24V189H23ZM32 190H33V189H32ZM37 190H38V189H37ZM138 190H139V189H138ZM191 190H193V189H191ZM206 190H207V189H206ZM206 190H205V193L209 192V191H206ZM224 190H225V188H224ZM10 191H11V190H10ZM10 191H9V192H10ZM15 191H16V190H15ZM66 191H67V190H66ZM69 191H70V190H69ZM210 191H212V190H210ZM246 191H247V190H246ZM21 192H23V191H21ZM26 192H27V191H26ZM31 192H32V191H31ZM142 192H143V189H142ZM148 192H149V191H148ZM252 192H254V191H252ZM259 192H260V191H259ZM259 192H258V193H259ZM4 193H6V192H4ZM16 193H17V192H16ZM27 193H28V192H27ZM27 193H26V194H27ZM189 193H190V192H189ZM197 193H198V192H197ZM197 193H196V194H197ZM205 193L203 194V196L208 197L207 195H205ZM249 193H250V192H249ZM260 193H261V192H260ZM8 194H9V193H8ZM12 194H13V193H12ZM21 194H22V193H21ZM106 194H107V193H106ZM111 194H112V192H111ZM138 194H139V193H138ZM144 194H145V193H144ZM193 194H194V196H195V193H193ZM209 194H210V193H209ZM209 194H208V195H209ZM211 194H212V193H211ZM226 194H227V192H226ZM250 194H251V193H250ZM256 194H257V193H256ZM5 195H6V194H5ZM23 195H25V194H23ZM27 195H28V194H27ZM76 195H77V194H76ZM102 195H103V194H102ZM102 195H101V196H102ZM107 195H108V194H107ZM120 195H122V194H120ZM140 195H141V194H140ZM147 195H148V194H147ZM149 195H150V194H149ZM149 195H148V196H149ZM156 195H157V193H156ZM6 196H8V195H6ZM10 196H11V195H10ZM18 196H20V194H19ZM21 196H22V195H21ZM25 196H26V195H25ZM142 196H143V195H142ZM144 196H145V195H144ZM164 196H165V195H164ZM164 196H159V195H158L157 197H154V195L151 196V197H152L151 202H153V203H151V205L153 206V207H152L153 209H151V207H150L149 209L152 210V212H153V210L155 209V207H157L158 209H160V211H161L162 213H164V214H166L167 211L170 210V205H172V204H174V203H171V202L166 203L167 200H165V198H167V197H164ZM166 196H167V195H166ZM190 196H191V195H190ZM194 196H193V198H194ZM209 196H210V195H209ZM224 196H225V195H224ZM245 196H246V195H245ZM245 196H244V197H245ZM249 196H251V195H249ZM254 196H255V195H254ZM258 196H259V195H258ZM11 197H12V196H11ZM112 197H113V196H112ZM112 197L109 196V198H112ZM114 197H115V196H114ZM119 197H120V196H119ZM140 197H141V196H140ZM146 197H147V196H146ZM153 197H154V198H153ZM256 197H257V196H256ZM260 197H262V196H260ZM3 198H4V197H3V192H2V190H1V191H0V207H1V204H2V202H3ZM9 198H10V197H8V199H9ZM15 198H16V197H15ZM20 198H21V197H20ZM71 198H72V197H71ZM91 198H92V197H91ZM105 198H106V197H105ZM105 198H103V199H105ZM168 198H169V195H168ZM198 198H199V197H198ZM253 198H254V197H253ZM257 198H258V197H257ZM262 198H263V197H262ZM16 199H17V198H16ZM16 199H15V200H16ZM21 199H22V198H21ZM116 199H118V198H116ZM119 199H121V198H119ZM146 199H148V198H146ZM146 199H145V200H146ZM249 199H250V198H249ZM254 199H255V198H254ZM259 199H260V198H259ZM4 200H5V199H4ZM6 200H7V199H6ZM10 200H14V199H10ZM15 200H14V201H15ZM24 200H25V199H24ZM29 200H30V199H29ZM96 200H97V199H96ZM106 200H107V199H106ZM109 200H110V199H109ZM109 200H108V201H109ZM191 200H192V199H191ZM191 200H190V201H191ZM194 200H195V198H194ZM25 201H26V200H25ZM89 201H90V200H89ZM111 201H112V200H111ZM121 201H122V200H121ZM134 201H135V200H134ZM143 201H144V198H143ZM147 201H149V200H147ZM169 201H171V199H170ZM222 201H224V200H222ZM226 201H227V200H226ZM243 201H244V200H243ZM246 201H247V198H246ZM117 202H118V201H117ZM144 202H145V201H144ZM172 202H173V201H172ZM196 202H197V201H196ZM216 202H217V201H216ZM247 202H248V201H247ZM254 202H255V201H254ZM17 203H18V202H17ZM19 203H20V202H19ZM94 203H96V202H94ZM97 203H98V202H97ZM100 203H101V202H100ZM108 203H109V202H108ZM113 203H114V202L112 201V204H113ZM115 203H116V202H115ZM120 203H121V202H120ZM123 203H124V202H123ZM170 203H171V204H170ZM220 203H221V202H220ZM15 204H16V202H15ZM15 204H14V205H15ZM169 204H170V205H169ZM216 204H217V203H216ZM216 204H215V205H216ZM227 204H228V203H227ZM17 205H18V204H17ZM17 205H16V206H17ZM94 205H95V204H94ZM99 205H100V204H99ZM109 205H110V204H109ZM138 205H139V204H137V206H138ZM142 205H143V203H142ZM144 205L146 206L147 204L144 203ZM217 205H218V204H217ZM248 205H249V204H248ZM6 206H8V205H6ZM106 206H107V205H106ZM137 206H136V207H137ZM154 206H155V207H154ZM221 206H222V205H221ZM2 207H4V206H2ZM11 207H12V206H11ZM14 207H15V206H14ZM24 207H25V206H24ZM190 207H191V206H190ZM218 207H219V206H218ZM6 208H7V207H6ZM9 208H10V206H9ZM90 208H91V207H90ZM114 208H115V204H114L113 209H114ZM138 208H139V207H138ZM140 208H141V207H140ZM142 208H144V207H142ZM157 208H156V210H157ZM174 208H175V207H174ZM219 208H220V207H219ZM233 208H234V206H233ZM12 209H13V208H12ZM87 209H88V207H87ZM96 209H97V208H96ZM101 209H102V208H101ZM133 209H134V208H133ZM145 209H147V208H145ZM149 209H147V210L150 211ZM223 209H224V208H223ZM105 210H106V209H105ZM111 210H112V209H111ZM134 210H135V209H134ZM156 210H155V211H156ZM171 210H174V209H171ZM229 210H230V209H229ZM80 211H81V210H80ZM80 211H79V213H80ZM98 211H99V210H98ZM109 211H110V210H109ZM116 211H117V208H116L115 212H116ZM216 211H217V210H216ZM220 211H221V210H220ZM231 211H232V210H231ZM234 211H235V210H234ZM6 212H7V211H6ZM85 212H86V211H85ZM96 212H97V211H96ZM101 212H102V211H101ZM107 212H108V210H107ZM112 212H113V210H112ZM119 212H120V210H118V213H119ZM141 212H142V211H141ZM152 212H151V213H152ZM209 212H210V211H209ZM212 212H213V211H212ZM14 213H15V212H14ZM83 213H84V210H83ZM83 213H82V214H83ZM86 213H87V212H86ZM88 213H89V212H88ZM104 213L106 214V211H105ZM110 213H111V212H110ZM217 213H218V212H217ZM230 213H231V212H230ZM6 214L8 215V213H6ZM11 214H12V213H11ZM75 214H76V213H75ZM90 214H91V213H90ZM99 214H102V213H99ZM99 214H98V215H99ZM113 214H114V213H113ZM116 214H117V213H116ZM119 214H120V213H119ZM135 214H137V213H135ZM139 214H140V213H139ZM142 214H143V213H142ZM156 214L158 215V214H160V213H156ZM88 215H89V214H88ZM108 215H109V214H108ZM111 215H112V214H111ZM111 215H110V216H111ZM133 215H134V214H133ZM133 215L131 214V217H130V218H132V219L134 220V219H136V218H134L135 216L132 217ZM140 215H141V214H140ZM201 215H202V214H201ZM79 216H80V215H79ZM85 216H87V215L84 213L83 218H84ZM89 216H90V215H89ZM152 216H153V215H152ZM161 216H162V215H160V217H161ZM206 216H207V215H206ZM92 217H93V216H92ZM95 217H96V216H95ZM97 217H98V216H97ZM106 217H107V216H105V218H106ZM108 217H109V216H108ZM115 217H116V216H115ZM145 217H146V218H145ZM145 217H144V218H145V221L142 220L143 217H142V219H141V220L143 221V223H146V224L149 225V226H154V225H155V223H154V222H155V219H154V222H151L150 219H149L147 216H145ZM160 217H159V218H160ZM162 217H163V216H162ZM75 218H76V217H75ZM81 218H82V216H81ZM83 218H82V219H83ZM119 218H120V217H119ZM125 218H126V217H125ZM138 218H139V217H137V219H138ZM159 218H158V219H159ZM166 218H167V217H166ZM211 218H212V217H211ZM211 218H210V219H211ZM87 219L90 220L88 217H87ZM100 219H101V217H100ZM107 219H108V218H107ZM109 219H110V218H109ZM112 219H113V217H112ZM114 219H115V218H114ZM116 219H117V218H116ZM169 219H170V218H169ZM169 219L167 218V222H168ZM210 219H209V220H210ZM216 219H217V218H216ZM67 220H68V219H67ZM102 220H103V219H102ZM118 220H120V219H118ZM118 220H117V221H118ZM133 220H131V222H132ZM151 220H152V219H151ZM204 220H205V219H204ZM219 220H220V219H219ZM62 221H63V220H62ZM65 221H66V220H65ZM76 221H77V220H76ZM81 221H82V220H81ZM83 221H86V220H83ZM93 221H94V220H93ZM108 221H109V220H108ZM127 221H128V220H127ZM135 221H136V220H134V223H137V222H135ZM158 221H159V220H158ZM217 221H218V220H217ZM60 222H61V221H60ZM73 222H74V221H73ZM86 222H87V221H86ZM88 222H89V221H88ZM96 222H97V221H96ZM99 222H101V221H99ZM106 222H107V221H106ZM112 222H113V221H112ZM131 222H130V220H129L128 223H131ZM138 222H139V221H138ZM156 222H157V221H156ZM161 222L163 223L162 220H161ZM167 222H166V223H167ZM172 222H173V221H172ZM212 222H213V221H212ZM222 222H223V221H222ZM82 223H83V222H82ZM89 223H90V222H89ZM93 223H94V222H93ZM123 223H124V222H123ZM132 223H133V222H132ZM220 223H221V222H220ZM84 224H85V222H84ZM84 224H83V225H84ZM102 224H103V223H102ZM114 224H115V223H114ZM114 224H113V225H114ZM138 224H139V223H138ZM138 224H132V226H133V225L138 226ZM140 224H141V223H140ZM140 224H139V225H140ZM202 224H203V223H202ZM209 224H211V222H210ZM216 224H217V223H216ZM58 225H59V223H58ZM58 225H57V226H58ZM62 225H65L66 227L68 226V228H69V225H67V223H66V224H62ZM62 225H61V226H62ZM87 225H88V224H87ZM100 225H101V223H100ZM113 225H112V227H114ZM118 225H119V224H118ZM170 225H171V224H170ZM65 226H64V227H65ZM71 226H72V225H71ZM76 226H77V225H76ZM79 226H81V225H79ZM85 226H86V225H85ZM85 226H84V227H85ZM88 226H89V225H88ZM94 226H95V225H94ZM98 226H99V225H98ZM104 226H106V225H104ZM122 226H124V225H122ZM125 226H126V225H125ZM125 226H124V227H125ZM130 226H131V225H130ZM140 226H141V225H140ZM142 226H143V225H142ZM163 226H164V225H163ZM200 226H201V225H200ZM204 226H205V224H204ZM210 226H211V225H210ZM213 226H214V225H213ZM82 227H83V226H82ZM82 227H81V228H82ZM95 227H97V225H96ZM106 227L108 228V226H106ZM106 227H105V228H106ZM119 227H120V226H119ZM124 227H123L122 229H124V230L127 229V228H124ZM134 227H135V226H134ZM138 227H139V226H138ZM138 227H137V228H138ZM143 227H144V226H143ZM146 227H147V226H146ZM202 227H203V226H202ZM60 228H61V227H60ZM79 228H80V227H79ZM97 228H98V227H97ZM102 228H103V227H102ZM141 228H142V227H141ZM148 228H150V227H148ZM148 228H147V229H148ZM151 228H152V227H151ZM154 228H155V227H154ZM154 228H152V229H154ZM158 228H160V227H158ZM162 228H163V227H162ZM170 228H171V227H170ZM210 228H211V227H210ZM55 229H56V228H55ZM62 229H63V228H62ZM64 229H65V228H64ZM71 229H72V228H71ZM82 229H83V228H82ZM84 229H86V227H85ZM89 229H90V227H89ZM91 229H92V228H91ZM94 229H95V228H94ZM98 229H100V227H99ZM98 229H97V230H98ZM109 229H111V228H109ZM112 229H117V228H112ZM118 229H119V228H118ZM118 229H117V230H118ZM152 229H151L150 231H152ZM155 229H156V228H155ZM165 229H166V228H165ZM168 229H169V228H168ZM172 229H173V228H172ZM69 230H70V228L68 229V231H69ZM74 230H75V229H74ZM87 230H88V229H87ZM97 230H96V231H97ZM103 230H105V229H103ZM117 230H116V231H117ZM124 230H123V231H124ZM127 230L129 231V229H127ZM132 230H133V227H132ZM138 230L140 231V233H142V232H141V229L138 228ZM142 230H143V229H142ZM39 231H40V230H39ZM56 231H57V230H55V232H56ZM66 231H67V230H66ZM75 231H76V230H75ZM101 231H102V230H101ZM105 231H106V230H105ZM107 231H108V230H107ZM111 231H112V230H111ZM114 231H115V230H114ZM119 231H120V230H119ZM130 231H131V230H130ZM135 231H136V230H135ZM139 231H137V232H139ZM144 231H145V230H144ZM158 231H159V230H157V232H158ZM208 231H209V230H208ZM79 232H80V230H78L77 233L79 234ZM81 232H82V231H81ZM92 232H94V231H92ZM124 232H125V231H124ZM131 232H132V231H131ZM133 232H134V231H133ZM145 232H146V231H145ZM152 232H153V231H152ZM152 232H151V234H152ZM154 232H155V231H154ZM154 232H153V233H154ZM161 232H162V231H161ZM203 232H204V231H203ZM57 233H58V237H59V239H62V241H61V242H63V245H62V246L65 247V249L74 252L76 249L78 250V248H80V249H83V248H84V250H87V252H86L84 255H83V253H82V255H83L84 257H86V256L88 255V254H87V253H88V250H90L91 248H90V249L85 248V247H84L85 244H82V242H81L82 240L80 241V239L75 238V237H77V236L74 235L75 237H72V236H73L72 234H71V235H72V236H71L70 234L68 235L66 232H62V231H59V232H57ZM77 233H76V235H77ZM88 233H89V232H88ZM99 233H101V232H99ZM103 233H104V232H103ZM106 233H107V232H106ZM113 233H114V232H113ZM115 233H117V232H115ZM121 233H123V232H121ZM129 233H130V232H129ZM135 233H136V232H135ZM162 233H163V232H162ZM167 233H168V232H167ZM176 233H177V231H176ZM176 233L174 232V234H176ZM207 233H208V232H207ZM207 233H205V236H206ZM210 233H211V232H210ZM217 233H218V232H217ZM117 234H118V233H117ZM125 234H126V233H125ZM125 234H124V235H125ZM127 234H128V233H127ZM154 234H155V233H154ZM156 234H157V233H156ZM156 234H155V236H156ZM55 235H56V234H55ZM86 235H87V234H86ZM89 235H90V233H89ZM97 235H99L98 232H97ZM108 235H109V233L107 234V236H108ZM114 235H116V234H114ZM128 235H130V234H128ZM164 235H165V234H164ZM164 235H162V236H164ZM31 236H32V235H31ZM78 236H79V235H78ZM87 236H88V235H87ZM92 236H93V235H92ZM100 236H101V235H100ZM103 236H104V235H103ZM109 236H110V235H109ZM109 236H108V237H109ZM118 236H119V235H118ZM120 236H121V238H122L123 235H120ZM126 236H127V235H126ZM166 236H167V235H166ZM203 236H204V235H203ZM208 236H209V235H208ZM210 236H212V234H210ZM79 237H80V236H79ZM90 237H91V236H90ZM96 237H97V236H96ZM96 237H95V238H96ZM86 238H87V237H86ZM95 238H94V239H95ZM113 238H114V237H113ZM121 238H119V239H121ZM126 238H127V237H126ZM210 238H211V237H210ZM96 239H97V238H96ZM96 239H95V240H96ZM99 239H101V238H99ZM102 239H103V238H102ZM108 239H109V238H108ZM110 239H111V238H110ZM117 239H118V238H117ZM122 239L125 240V238H122ZM122 239H121V240H122ZM163 239H164V238H163ZM203 239H204V238H203ZM211 239H212V238H211ZM87 240H88V239H87ZM105 240H106V239H105ZM111 240H113V239H111ZM114 240H116V239L114 238ZM124 240H123V241H124ZM127 240H129V239H127ZM158 240H159V239H158ZM208 240H209V239H208ZM213 240H214V239H213ZM55 241H56V239H55ZM88 241H89V240H88ZM97 241H98V240H97ZM101 241H102V240H101ZM117 241H118V240H117ZM117 241H116V242H117ZM123 241H121V242H123ZM162 241H163V240H162ZM209 241H210V240H209ZM98 242H99V241H98ZM108 242H109V241H108ZM108 242H106V243H108ZM114 242H115V241H114ZM121 242H120V243H121ZM171 242H172V241H171ZM204 242H205V241H204ZM204 242H203V243H204ZM210 242H211V241H210ZM210 242H209V243H210ZM213 242H215V241H213ZM12 243H13V242H12ZM89 243H90V241H89ZM92 243H93V242H92ZM101 243H102V242H101ZM101 243H100V244H101ZM104 243H105V242H104ZM109 243H110V242H109ZM117 243H118V242H117ZM120 243H119V245H120ZM131 243H132V242H131ZM162 243H163V242H162ZM211 243H212V242H211ZM6 244H7V243H6ZM95 244H96V243H95ZM102 244H103V243H102ZM111 244H112V242H111ZM124 244H125V243H124ZM129 244H130V243H129ZM204 244H206V243H204ZM8 245H9V244H8ZM90 245H91V244H89V246H90ZM93 245H94V244H93ZM93 245H92V247H93ZM109 245H110V244H109ZM119 245H118V246H119ZM122 245H123V243H122ZM122 245H121V246H122ZM127 245H128V243H127ZM206 245H207V244H206ZM213 245H214V244H213ZM62 246H61V247H62ZM85 246H86V245H85ZM103 246H104V244H103L101 247H103ZM105 246H108V245L106 244ZM105 246H104V247H105ZM111 246H112V245H111ZM115 246H117V244H115ZM118 246H117L116 248H118ZM123 246H124V245H123ZM123 246H122V247H123ZM129 246H130V245H129ZM204 246H205V245H204ZM211 246H212V245H211ZM45 247H46V246H45ZM95 247H96V245H95ZM97 247H98V246H97ZM104 247H103V248H104ZM113 247H114V246H113ZM113 247H112V248H113ZM157 247H158V246H157ZM202 247H203V246H202ZM208 247H210V246L208 245ZM214 247H215V246H214ZM88 248H89V247H88ZM112 248L109 247V246H108V247H105L104 249H101V248H100L101 250H100V251L97 250L98 252H95V249H96V248H95V249L93 248L94 250H90V251H92V252L94 251V255H95V256H93V255L91 254V255H92V258H91V259H92V263H91L89 260H88V261H89L91 264H104V263H105L104 261L107 259V256H108V255H110V257H113V255H114V253H113L114 250H113V252H112ZM120 248H121V247H120ZM120 248H118V249H120ZM125 248H127V247H125ZM205 248L207 249V247H205ZM15 249H16V248H15ZM45 250H46V249H45ZM60 250H61V248H60ZM60 250H59V251H60ZM63 250H64V249H63ZM67 250H66V251H67ZM115 250H117V249H115ZM123 250H124V249H123ZM129 250H130V249H129ZM70 251H69V253H71ZM127 251H128V250H127ZM127 251H126V252H127ZM209 251H210V250H209ZM52 252H53V251H52ZM84 252H85V251H84ZM92 252H90V253H92ZM118 252H120V251H118ZM121 252H122V251H121ZM216 252H217V251H216ZM56 253H58V252H56ZM74 253H75V252H74ZM76 253H78V252H76ZM79 253H80V252H79ZM115 253H116V252H115ZM123 253H125V251H124ZM150 253H151V252H150ZM58 254H60V253H58ZM125 254H126V253H125ZM127 254H128V253H127ZM130 254H131V253H130ZM67 255H68V254H67ZM74 255H75V254H74ZM77 255H78V254H77ZM117 255H118V254H117ZM120 255H121V254H120ZM219 255H220V254H219ZM62 256H63V255H62ZM64 256H66V255H64ZM88 256H89V255H88ZM121 256H122V255H121ZM121 256H120V257H121ZM127 256H128V255H127ZM223 256H224V255H223ZM1 257H2V256H1ZM56 257H57V256H56ZM56 257H55V259H56ZM71 257H73V256H71ZM71 257H70V258H71ZM78 257H79V256H78ZM78 257H77V258H78ZM84 257H83V258H84ZM173 257H174V256H173ZM179 257H180V256H179ZM65 258H66V257H65ZM73 258H74V257H73ZM83 258H81V259H83ZM113 258H114V257H113ZM116 258H117V257H116ZM121 258H122V257H121ZM124 258H125V257H124ZM160 258H161V257H160ZM175 258H176V257H175ZM177 258H178V257H177ZM183 258H184V257H183ZM57 259H58V258H57ZM62 259H63V258H62ZM74 259H75V258H74ZM74 259H73V260H74ZM87 259H90V258H87ZM167 259H168V258H167ZM42 260H43V259H42ZM83 260H84V259H83ZM108 260H109V259H108ZM122 260H123V259H122ZM140 260H141V259H140ZM112 261H113V260H112ZM144 261H145V260H144ZM168 261H169V260H168ZM170 261H171V260H170ZM183 261H184V260H183ZM72 262H73V261H72ZM77 262H78V261H77ZM83 262H84V261H83ZM110 262H111V261H110ZM124 262H125V261H124ZM44 263L46 264V262H44ZM47 263H48V262H47ZM58 263H59V261H58ZM62 263H63V262H62ZM81 263H82V261H81ZM86 263H87V262H86ZM106 263H107V262H106ZM106 263H105V264H106ZM111 263H112V262H111ZM114 263H115V262H114ZM142 263H143V262H142ZM171 263H172V261H171ZM40 264H41V263H40ZM42 264H43V263H42ZM63 264H64V263H63ZM76 264H77V263H76ZM115 264H116V263H115ZM123 264H124V263H123ZM173 264H174V263H173Z\"/></svg>",
  "mask_w": 264,
  "mask_h": 264
}]
</instances>
